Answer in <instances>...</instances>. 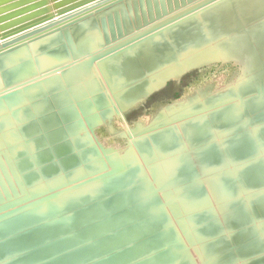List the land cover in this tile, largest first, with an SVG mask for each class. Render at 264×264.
<instances>
[{
  "label": "rangeland",
  "instance_id": "obj_1",
  "mask_svg": "<svg viewBox=\"0 0 264 264\" xmlns=\"http://www.w3.org/2000/svg\"><path fill=\"white\" fill-rule=\"evenodd\" d=\"M123 1H125V0H122L120 2H123ZM160 1L161 0H158L157 3L158 4H162V5H158L157 4V6H159L158 7L159 9L156 8V10L154 9L153 12L156 13L158 11V13L159 12L165 13V10H167L168 7H170V6H166V7L163 6L164 0L161 1L162 3ZM169 1L170 0H168V3H167V1L165 3L169 4L171 2V1L170 2ZM192 1L193 0H187L185 3H189V2H192ZM199 1H201V0H199ZM199 1H196L195 6H192L190 8H193L194 9V7L200 6L201 3L202 4L204 3V2H199ZM213 1H217V0H208L207 2H213ZM120 2H118V3H120ZM130 4H131V2H130ZM167 4H165V5H167ZM171 4L172 5H175L174 2L173 3L171 2ZM176 6H174V7L171 6V8H173L172 12L175 11V9L177 10L179 6H182V4L181 5L179 4V5H176ZM164 7L167 8V9H165ZM188 7H189V5H188ZM161 8H162V10L160 11ZM190 8L187 9V10H193V9H190ZM138 10H139V8H138ZM144 10L147 11L149 9H144ZM155 13L154 14L153 13L150 14V17H148V16L146 17L145 16L143 18V20L146 21V22L140 20L141 19L140 18V15L133 17L132 20H134L133 21L134 29H133V26L130 24V22H128L129 20H127V23H126V18H125L124 15H123L124 17L121 16L122 19H123L122 21H121V17H117V18H120V19L116 20L117 23H113V24H115L114 27L115 26H117V27H115V28H111L110 27V28L113 29V32H115L117 30L115 32L116 34H118V33H120V34L116 35L115 33L112 34V32H111V34H110V32H107L108 35L112 36L111 39H110V36L105 35V32L107 30V27L104 28L106 30L104 31V33H102L101 31H103L104 29H102V30L100 29L99 30V29L95 28L93 26V24H92V26H89V28L91 27V29H92L93 32H97V33L101 32V33H99L100 35L97 34V33H95V34L93 33L95 37L91 38V35L88 34L87 37L85 38V41H83V45H82L83 48H81V46L78 47V45L75 44V49L72 50V54L76 51L74 53V55H71V54L69 55V53L66 54V51L64 50L65 46H64V43L62 41L61 34L58 33L62 29H60V30L58 29V31L52 33V34L57 33L55 35H52V34L49 33V35H44V36H42V37H40L38 39H35L33 41H30L28 43H25L23 45H20V46H18L16 48L11 49V50H9V51H7V52H5V53H3V54L0 55V62L3 61V63L5 61H8L9 62L12 58H19V59L25 58V59H30V58H32V55L30 53V49H31V46H33V48L36 50L35 51V56H38L40 53H43V55L46 56V58H47V59H45L46 62H47V64L43 67L46 70H43L42 69V71L35 72L29 78L25 75V76H22V77H19V78H14V79L6 80L4 78V75H3V65H2V67L0 69L1 80L3 81V83L5 85L4 87L0 86V91H4V90L11 89L12 87H14V88L11 89L12 91L9 90V91H6V92H4L3 94L0 95L1 103L2 102H9V101H12V103H15V102H17L15 97H18L19 95H21L23 93L24 96L21 95V97L23 98V100L21 98L20 101L18 102L21 105H19L18 103L14 105L16 109L14 108L13 105L12 106L9 105V107L6 104L5 105L8 107V109H10V106H11V111L15 112V113H13L15 115H18V114L21 115L22 114V111H19L20 109L21 110L22 109L25 110L26 107L29 108L28 110L26 108V111H23V113L26 112L25 113V116H27V117L24 116L25 119L27 118L26 120L24 119V117L23 118H20L18 120L21 123H19L17 119H16V121L15 120L13 121V119H12V125H10V126H12V128H14L12 130H14L15 132L16 131H19L20 129H22V130L25 129L22 132V134H21V136L23 135L24 137L22 136V138H21V136L19 135L20 136V139H19L20 141L19 142H17V143H16V141L13 142L11 144V146L9 145V147L8 146L6 147V150L5 151L3 149L0 150V160H1L0 161V169H1V171L3 170V168L4 169L5 168L7 169L10 166V170L11 171H9V172H11L10 173L11 175H14L13 178H12L14 180V182H13L12 179L7 180V181H5L6 179L4 181H1V179H0V187L2 188V191H3V192L0 191V195H2V196H0V227H1L0 228V264H11V263L12 264H59L60 262L63 263L64 260H68L67 258L64 259L65 257H68L70 260L73 259V258H76L75 262L72 261L74 264H83V263L84 264H104V263L106 264V260L108 259V257L110 255H111V257H114V255H119V253H123L122 255L125 256L126 255L125 253L134 252V251H135L134 252L135 254H138V252L140 253V252H142L144 250H148V248H145V246L146 247L152 246L154 239H156L155 237L157 235L155 236V234H157L158 230L156 232L155 227L153 225L149 226V228H147L146 226L151 222L152 217H155L158 213H159V215L161 214L160 216L163 217L165 220L168 219L165 222L167 226L160 224L159 231L162 232V233L170 232V235L173 234L177 238V240H178L177 244H181L182 245V246H179V245H176V244L175 245H171V244L167 245L166 239L160 234L163 237L164 240L161 239V243L162 244L160 245V247L158 248V250L159 251L166 252L167 250H170V249H173V248H178V247H182L183 250H184V255L182 256L181 259H179V257H178L177 260H172V261L169 262V264H228L227 261H229V260L231 261V264H235V263L236 264H249V263L250 264H257L256 262L259 260L258 259L259 257H257L258 254L253 255L254 258H253V256H249V255L248 256H244V254H242L243 255L242 256L243 258L242 259L241 258L239 259L236 255H234V254H237V251H238V250H236V252H234L235 251L234 248H231L230 249L231 251L229 249H226L225 251H221L220 253H218L216 255H213L211 257H207L206 258L204 256L205 253H202L201 252V248L204 247L203 245L206 246V244H208V243L210 244V242H208V241L213 242L214 239L211 238L208 241L206 240V243L199 241V242H201V243H199L197 240H199L201 236L199 234H197V233H199L200 231H202V229H204V237H207V236H210L212 233H214V231H217L216 233H218L217 234L218 236L215 233V235L217 237V238L215 237L216 238L215 240L221 241V239H222V240L225 241L226 239H230L231 240V238H233V240H235L237 238L236 236H239V235L242 234L241 231L242 232H244L246 230L249 231V228H250V231L252 230V232H254L255 234L249 231V232H244V235H248L247 233L251 234V235H249V237H251V239L249 237L247 239V237L244 236L243 234L242 235L244 237H240L241 238L240 239L241 242H244L245 244L248 243L249 245L250 244H253V241L254 240H252V239L255 238V235H256L257 238H260V237L262 238L263 237L262 234L264 235V211H261L260 207H258L259 201L264 198V186H263L264 185V182L261 180V181H259L260 184L257 183L256 186H254L253 188L250 187V189H249L248 186H245L246 184L243 185L244 184L243 181L245 179L244 178L245 177V171L243 170V167L244 166H247V165L252 166V165H255L257 163L256 164L257 165V168H259L258 166H263L264 165V136L262 134V130H264V62L261 63V66L257 67L254 70L252 69L251 71H249L248 75H244L243 69L241 68L242 67L241 64L238 63L236 60L230 58V57L221 56V58L205 59L204 61H201V62L192 63L190 66H188L187 68H185V69L181 70L180 72L176 73L174 76H170L169 78L166 77V78L160 80L159 84H157L156 87H153L152 90L150 89V91L148 90L147 93L138 95L137 96L138 98L135 97V100L136 101L134 100V103H131L130 104V103L127 102L124 105H121V106L118 105V106H116V105L113 104V102H111V105L106 104L104 106H98L95 110L93 109L94 112H92V111L91 112L94 113V115L90 114L89 112L86 113L85 111H83V112L80 111L79 113H77L78 114V117L75 116V119L73 117L72 118L73 121L70 119L71 120V122H70L71 125H70V123L64 125L62 123V121L64 122V120H62V121L60 120L61 122H58V118L57 117H58V115L60 113L59 111H62L63 109H66V108L67 109L68 108H71L72 106H73V109H75V108L78 109L79 107H81L82 105H84L86 102H87L86 104H88L90 102L88 104V105H90L92 103L91 100L103 99L105 93L107 94L109 92V89H107L106 88L107 86H104L103 84H101V87H99V88H98L99 84H98V86H96L97 85V82L99 83V81H100V83H103L102 80H99L101 78V76H99V79H97L98 78V74H100V71L98 70L100 63H102V61L104 60V58L107 59L108 57H110V55H112L115 52H117L118 48H121V50L119 49L118 52L125 51L127 49V46H130L129 43L130 42H134V40H136L137 38H139V36L142 37L144 35L141 39L148 38L150 35H152V33L154 31L155 32L158 31V29H156V28H159V24L160 23L161 24H164L163 22H168L167 20L168 19L170 20V18L172 17V16H170V18L168 17L167 19H165V17H162V16L160 17V15L158 13H156L157 14V18H156V20H153L156 17L155 16L156 15ZM151 15H153V16H151ZM165 15H167V14H165ZM101 17H102L101 15H98V18L100 20H102V18H103V17L102 18ZM138 17H139V20L137 19ZM86 18H88V17H86ZM162 18L165 19L166 21H164ZM135 19H137V20H135ZM147 19H148V21H147ZM151 19L153 21H151ZM82 20H84V19H82ZM149 20L151 21V23H150ZM118 21L123 22V25H121L120 24L121 22H118ZM154 21H156L157 24ZM134 22H136V24H138V25H136ZM88 23H89V25L91 24L90 21ZM131 23H132V21H131ZM154 23H155V25H154ZM71 24L74 25V22L71 23ZM71 24H68V26L63 27V29L70 28V26H73ZM124 24H126V27L124 26ZM146 24L148 26L150 24V26L148 27ZM128 25H129V27H128ZM92 27H94L95 29H93ZM120 27L126 28V29L121 28V29H123L122 32H125V33L122 34V36H121V33L122 32L119 31V30H121ZM130 27H131V29H130ZM143 27H144V29H143ZM108 28H109V26H108ZM117 28H119V29H117ZM136 28H137V30H136ZM145 28H153L154 30H152V31H144ZM98 30H99V32H98ZM146 30H148V29H146ZM62 32H64V31H62ZM103 34H104V36H101ZM119 35H120V37H119ZM46 36H48V37H46ZM106 36L109 37L108 39L111 42L110 41L107 42L108 39H107ZM113 36H115V38H117V36H118L117 40L114 39V41H112ZM59 37H60V39H59ZM97 37H99V38H97ZM105 37H106V39H105ZM96 38H97V40H96ZM119 38H122V40L119 39ZM92 39L93 40L95 39L93 41V45L98 44L99 47L97 45L96 46H93V47H95V49L93 48L91 50V48H92V44H91ZM56 40H58V41H56ZM104 40H105V42H104ZM123 40H125V41H123ZM95 41L97 43H95ZM100 41L102 43H104V44H102ZM103 45H105V46H103ZM124 45H126V46L123 47ZM22 49L28 51V53L27 54L23 53L22 52ZM52 52H55V53H52ZM58 52L59 53H62L63 52V53L60 56ZM47 53H48V55H47ZM51 55L52 56L59 55V56H57V59H54V61H55L54 62L53 60H50L51 57H52ZM44 56L42 58H45ZM100 57H102L103 59H101ZM97 58H98V60H96ZM91 64H92L93 67H91ZM53 65H54V67H52ZM82 65L84 66V69L82 68ZM87 65L90 66V67H88ZM85 66H87V67H85ZM94 66L97 67L96 69L99 71L96 74L94 73V72H97L96 69H93V68H95ZM79 68H81L82 70H80V71L78 70L77 71V69H79ZM89 69H90V71L92 70V72H90ZM72 70H73V73L83 71V72H81V73L78 74L79 75L78 77H80V78H78V77L76 78L77 79L76 80L77 81L76 84L74 82L75 79L73 80V84L69 83L68 82V79H67V75L68 74H71ZM74 70H75V72H74ZM86 70L88 71V74H86L87 73ZM83 73L85 74V77H87V78L84 77V74ZM80 74H81V76L83 75L82 78H81ZM81 79H85V80L81 81ZM54 80L55 81L58 80L57 82H58V84L59 83L60 84L57 85V82H55ZM95 80H97V82ZM5 81H7V83ZM23 81L26 82V83H24ZM27 81H28V83H27ZM52 81L56 84V87L60 88V86H61L62 89L60 88V90H59L58 88H56L55 87V84H53ZM31 82H33V83H31ZM49 83L51 84V86H50ZM62 83H63V85H62ZM95 83H96V85H95ZM15 84H17V85H15ZM27 84H29V86ZM84 84H85V86H84ZM92 85H94V88H92ZM16 86H18V87H16ZM62 86L64 87L65 90L67 89L66 90L67 92L69 91L70 93H71V90L73 88L74 89H80L81 92H82V94L81 95H78L76 98H71V96H69L70 100H68L69 98H67L66 99V103H63L62 104L61 101L58 100L59 99L58 97L62 96L65 93L64 92L65 90L63 89ZM15 87L18 88V89H16ZM95 87H97V88H95ZM35 89L37 91H39V92L36 95H34V96H29V94H28L29 91L31 92L32 90H35ZM94 89H96V92L97 93L94 92L95 91ZM86 90H88V91H86ZM92 92L94 93L95 96L93 95ZM59 93H60V95H59ZM83 93H85V94L87 93L88 95H85ZM82 96H84V97H82ZM86 96H88V98ZM53 97L58 98L57 99V102H59L58 103L59 106L57 105V103L54 104V101H53L54 98ZM85 97L88 100L89 99H91V100L88 101L87 99H85L86 100L85 101L84 99H82V98H85ZM4 98H8V99L5 100ZM2 99L4 101H2ZM32 99H34V100H32ZM75 99H77V100H75ZM79 99H82L81 100L82 102L79 101V102L76 103V101H78ZM30 100H32V101H30ZM67 100H68V102H67ZM22 101L23 102L25 101L26 104H24L25 102L23 103ZM45 101H47V103ZM52 101H53V103H52ZM48 103H50V105H48ZM68 103L71 104V105L69 106ZM253 103L256 104V105H258V106L253 105ZM44 104H46L47 106H50V107L49 108L46 107L42 111V109L40 107H41V105H44ZM64 104H67V105H65V107H64ZM127 104H129V105H127ZM250 104H252L253 107H251L252 110L249 109L250 111H248L247 110V107ZM5 105H3L4 107L2 106L1 109L5 108L6 107ZM17 105H19V108H18ZM74 106H75V108H74ZM196 106H197V108H196ZM207 106H208V108H207ZM12 107H13V109L15 111L12 109ZM58 107H60V108H58ZM113 107H115V108H113ZM118 107H120V108H118ZM189 108H191V109H189ZM6 109L7 108H5L3 110H0V113L2 112L4 114L3 115L1 113L0 114V117L2 115H3L2 117H4V116H6V117L7 116H10V115H8V113L11 112V111L10 110H6ZM35 109H36V112L39 113V114L34 113ZM46 109H47V111H46ZM73 109L71 108L70 110H73ZM4 110H6V112ZM54 110L55 111L57 110L59 113L56 111V113H57V115H56V113L54 112ZM98 110H101V111H99L101 114L98 112ZM184 110H185L186 113L184 112ZM190 110H191V112H190ZM194 110H198V111H194ZM229 110L230 111H233V113H234L233 114L234 117L231 120H229V121L230 122L233 121L236 124H233L232 123L233 125H231V123L228 122V120H225V119H222L223 122H221V123L215 121V119L217 117H219L221 115V113L224 114L223 115V118L224 117L228 118L229 115H226V114H228L230 112ZM236 110H237V112H236ZM17 111H19V113ZM27 111L29 112V116H28V112ZM16 112H17V114H16ZM95 112L97 114H95ZM168 112H169V114H168ZM193 113H194V115H193ZM95 115L97 117H94ZM55 116H56L55 121H57L59 124L57 122H54L55 125L53 123H52V125L56 128V123L58 125H61L62 124V126H58L57 125V127H60V130L62 129L61 131L59 130V128H56L55 129L52 125H50V126H46L45 125L44 126L41 123L44 119H46V117L47 118L52 117L54 119ZM92 116L94 117V120L93 121H91L92 118L90 119V117H92ZM177 116H178L179 119H177ZM201 117H203V118L200 119ZM28 118H30V119H28ZM85 118H87V119H85ZM181 118L182 119L184 118V119L182 120ZM190 118L193 119V120H190L192 124L195 121L194 124H193L194 127L192 125H190L191 123L189 124L190 127H187V128H189L188 130H191V128H194L195 133H194L193 129L191 130L193 132L190 131V133H193V134L197 135L199 132L200 133L203 132L204 135L202 136V134H201L200 136H202V138H205V139L208 137L207 138L208 140L206 139V141H205V139H203V141H202V138L201 137L200 138H195V137H193V136H195L193 134H191V137H190V133L188 134V133H185L184 130H183L184 132L182 130H180L183 127H179V128L177 127V126H179L181 124H184V123L187 124L188 123L187 121ZM2 119H4V118H2ZM22 119H24V120H22ZM39 119L41 121H39ZM195 119L196 120H199L198 123H197V121ZM21 120L24 123H22ZM208 120H209V122H208ZM15 122L16 123L18 122L19 125H17ZM67 122L68 121L66 120L65 123H67ZM168 122H170V123H168ZM172 122H173V124H172ZM207 122H208L207 125H208V128L209 129L207 128V125H206ZM216 123H218V124H216ZM20 124L23 127H21ZM225 124L227 125V127L230 126V129L226 128ZM15 125H17V126H15ZM34 125H35V127H37L36 129H34L35 128V127H33ZM72 125L75 126V127L77 125V127H76L77 129L75 130L76 133L78 132L77 133V136L75 135L76 133H75L74 129H72L73 128ZM66 126L70 128V129L67 128L68 129V134H67V129H64V127L66 128ZM186 126L187 125H185L183 129H186ZM195 126H196V128H195ZM238 126H240V127H238ZM18 127H20V128H18ZM231 127H233V128H231ZM2 128H4V127H2ZM170 128H172L173 130L174 129L177 130V132H176L177 134H175V130L173 131ZM199 128H201V129H199ZM30 129H32V130H30ZM54 129H55V131H54ZM195 129H197L198 131L200 130V131L198 132ZM214 129H216V130L214 131ZM227 129H228V131H227ZM254 129H255V131H254ZM29 130H30V132L33 131V130L34 131L31 132V133H29L28 132ZM56 130H58V133H55V132H57ZM166 130H169L170 132L167 134V131ZM178 130L180 132H182V134L184 133L186 136L189 135L188 136L189 143L186 142V145H185L184 141H182L181 142V145H179L180 144L179 143V140H177L178 143L175 144L177 147L175 146L174 148H176V149H180L181 148L180 150L174 149L170 153L169 152H166L165 153L162 149H157V147L156 148L152 147V140H153L152 138H154V136H155V138H154L155 140L158 139L156 137V135H158L160 137L162 135V133H164V135H169L171 137H172V133H174L175 136H179V135H181V133ZM62 131H64L66 133V136L69 137L68 139H67V137H65V133L64 132L61 133ZM69 131H70V133L73 132L74 134L72 136H70L71 134L69 133ZM216 131H218L219 133H217ZM226 131H227V133H226ZM259 131L261 132V135H260ZM51 132L54 135L50 134ZM178 132H179V134H178ZM232 132H234V133H232ZM23 133H25L27 135H24ZM32 133H33V135H32ZM170 133H171V135H170ZM29 134H31V135L29 136ZM55 134H57V135L55 136ZM174 134H173V138L175 137ZM206 134L208 136H206ZM214 134H216V136ZM238 134L239 135L240 134L241 135H243V134L250 135L251 136V139H254V142H253V143H255V144H253V149L254 150L252 149V152L249 151L251 154L247 150H244V152H242V155L240 157L234 159V160H233L232 156L229 153L227 155L225 154L224 155V157H225L224 160H226V161H224V164H226L227 161H228V163L226 164L227 167L225 166L224 168L221 167V168H217V169L210 168V169H207L206 172H205V169H203V171H202L203 173L201 172V170H190L189 172L191 174H192L193 171L194 172L196 171V172H195V174L193 172V175H191L189 173L188 179H189V177H192V176H196V178L197 177L198 178L196 179V178L192 177L189 180H187V176H186L185 181L182 178L185 183H183L182 180H180L181 178L178 179L179 180V183L181 182L180 184L178 182L177 183L176 182L173 183V180L172 181L171 180L169 181V178L167 179L168 176H166V177L164 176V175H167V174H165V171L163 169L164 168L166 169V165L169 164V162H171L173 159H176V158L179 159L181 157L183 158V156L186 157L189 154L191 155L193 151H194L193 152L194 154H195V151H196V154L197 155L200 154V153H202V154L208 153V151H205V150H207L208 147L206 149H204V146L205 147L206 146H210L211 144H213L215 142L216 143H220V142L221 143H224V142L227 141L226 139H228L232 135H234L233 137H237V136H239ZM254 134L256 135V137H255ZM0 135L3 136V132H0ZM164 135H162V136H164ZM219 135H221V136H219ZM26 136H28V138ZM47 136L50 139L51 138L52 139L51 140L48 139ZM57 136H58V139H60V140L57 139ZM63 136L65 137L66 140L64 139ZM209 136H210V138L211 137L212 138L210 139ZM75 137H77V139L78 138H81L82 139V137H83L84 138L83 140H85V141L82 142L81 139H78L77 140ZM160 138H164V137H160ZM190 138L191 139L194 138L195 141L194 140H190ZM73 139L74 140H77V141H73ZM197 139H199V140L197 141ZM55 140L57 141V142H55L57 144L54 143ZM70 140H72V141H70ZM17 141H18V139H17ZM52 141H53V143H52ZM66 141H69L70 146H68L69 143H67ZM79 141L82 142V145H81V142H79ZM165 141L166 140L164 139L163 142H165ZM192 141H194V144L195 145L196 144H198V145L195 146L194 144H192L193 143ZM196 141L199 142V143H196ZM27 142H28V144H27ZM30 142H31L32 145H30ZM73 142H77V143L75 144ZM84 142H88V143L85 144ZM260 142L263 145L260 144ZM66 143L68 145L61 146L62 144H66ZM187 143L189 145H187ZM74 144H75V146H73ZM19 145L21 146V148L19 147ZM76 145H79V146H76ZM132 145H134V146H132ZM142 145H143V147H142ZM1 146H4V145H1ZM56 146H58V147H56ZM59 146H60V149H61V147H65V148H63L64 150H62V149L61 150L60 149H56V148H59ZM71 146H72V149L74 147L73 151L71 149ZM87 146L90 147V148H88ZM181 146H183V147H181ZM75 147H78V148L80 147V148L77 149ZM129 147H131V148H129ZM141 147H142V149H141ZM15 148H18V149H15ZM87 148L89 150L90 149H93V150H91L90 152H88V149ZM137 148H139V149H137ZM8 149L9 150L11 149V151H12L11 153H13L12 155H11V153L9 154V152H8L9 150ZM50 149H51V151L54 152L55 155L54 154H51L53 152H51ZM75 149L78 150V151H76ZM82 149H83V153L86 152V151L87 152H86V154L84 153L86 156L85 157H82L80 159L79 156H81L83 154L81 152ZM84 149H86V150H84ZM94 149H96V151ZM255 149H256V151H255ZM20 150H21V152H20ZM55 150L56 151L58 150V155H57V152ZM137 150L139 152H137ZM164 150H166V149H164ZM175 150H176V152L179 151L178 153L180 154V156L181 155H183V156L179 157L178 156L179 155L178 153H176V154L174 153L173 154V152ZM183 150L184 151L187 150L188 153H183L182 152ZM71 151H72V153H70ZM97 151H99V152H97ZM197 151H198V153H197ZM4 152H6L7 154H5ZM68 152L70 154H68ZM93 152H94V154H93ZM159 152H160L161 155L159 154ZM245 152H248V154H246ZM23 153L25 155H23ZM48 153H50V154L47 157ZM64 153H65V155H64ZM88 153H91V154H89L87 156ZM3 154L6 155L5 157H7L8 155L11 156V157L10 156L7 157L8 159L6 158L8 160V162L5 159V157H4ZM75 154L76 155L78 154L79 156L77 155L78 156L77 157ZM165 154H167V155H165ZM19 155H21L22 157H20ZM56 155L58 157H55ZM71 155H73V156H71ZM90 155L91 156L94 155L92 157H93V159H96V160H91V161L89 160L88 162H90V163H88L87 160L90 159V158L92 159V157L87 158ZM153 155H154V157H152ZM74 156H76L77 158H74ZM175 156H178V157H175ZM29 157H31V158L29 159ZM32 157H33V159H32ZM97 157H98V159H97ZM145 157H148V158H145ZM252 157H253V159H251ZM50 158L51 159L54 158V159H52V161H51ZM64 158H68V159L70 158V159L68 161L67 159H64ZM73 158H74V160L76 159L75 162L78 161V163L76 162L77 163V166L76 167H75L76 163L74 162V160H71ZM84 158H87V159H85L86 162H85ZM23 159L25 160L26 163L23 162L24 161ZM28 159H29V164H31V161H32V165H29L28 164V161H27ZM129 159L131 160V162H129L130 161ZM183 159H181V160H183ZM4 160H5V162H4ZM9 160L11 162L10 164L13 167H11V165L9 164ZM70 160H71V162L73 161L74 164H72L73 162L70 164ZM188 160L189 161H192L193 160V162L196 163V159H192V160L191 159H188ZM229 160H230V162H229ZM20 161L24 165V168L23 169L25 171L23 169H19V168H22L23 167V165L21 163H18ZM58 161H59V164L61 166L58 164ZM83 161H84V163H82ZM96 161H98L100 163V166H97L99 163L98 162L96 163ZM120 161H123V162H120ZM241 161H242V163H241ZM6 162L8 163L9 166L8 165H3L4 163L7 164ZM16 162L19 164L18 166H17V163ZM43 162L46 165L45 164L43 165ZM63 162H64V164H62ZM65 162H68L70 164L69 165L67 163L69 165L68 166V169L66 167L67 165H65L66 164ZM107 162L109 164H107ZM189 163L191 164V162H189ZM25 164H28V166L26 165L27 168H29L31 166L30 167L31 169L30 168L27 169L25 167ZM39 164H41V165H39ZM55 164H56V167H55ZM91 164L92 165L95 164L93 166H97V167L92 168V169H94V170H92L91 169V167H92ZM36 165H38L39 167L36 166ZM63 165H64V167H63ZM86 166H88L90 168H88ZM191 166H193V165L191 164ZM196 166H197L198 169H200L199 164L198 165L196 164ZM196 166L194 164V167L193 168L195 169ZM47 167H49V168H47ZM54 167H55V169H54ZM69 167H71V168H69ZM84 167H86L87 170L86 169H83ZM122 167H124V168H122ZM41 168L42 169L45 168V169H49V170L48 171L45 170V172H44L43 171L44 169L42 170ZM56 168H58V169H56ZM61 168H63V170ZM64 168H66V170L68 171L67 174L65 173V171H64L65 169ZM75 168L79 169L78 172H76V173H75V170L77 171V169H75ZM161 168H162V170H161ZM12 170H13L14 173H12ZM19 170H20V172H19ZM21 170H23L25 173L23 171H21ZM27 170H30V171H27ZM59 170H61V171H59ZM135 170L136 171L137 170H142V174H141V172L138 171L139 172L138 174L140 175L139 177L141 178V180L139 179V177L137 175V178L140 181L137 180V178H134L136 181L134 179H132L133 181L132 182H128L129 183L128 184L127 183L128 179H127V181H125L126 179L124 180L123 178H125L127 176L126 175L127 173H132ZM155 170H157L156 173H155ZM215 170H216V172H215ZM3 171H7V170H3ZM197 171L200 172V173H197ZM207 171H209L210 173L207 172ZM262 171H264V169ZM32 172H34V173H32ZM46 172H47V174H46ZM54 172L56 173L55 175H54ZM30 173L31 174H35V176H37V177L39 176L38 177L39 179L37 178L38 179V182L36 180H34V179H36V177L34 178V176L31 175ZM49 173H51V174H49ZM59 173L61 174L60 176H59ZM15 174H17V177H18V178H16V180L14 179L16 177ZM44 174H45V176H44ZM70 174H74V176L73 175H70ZM136 174H137V172H136ZM143 174L146 175V176H144ZM28 175H29V177H31V179H32V176H33V179L30 180L29 177H27ZM46 175H48V176L51 175V176L50 177L47 176L48 177L47 178ZM67 175H69L71 177H68ZM89 175H91L92 177L89 176ZM141 175H143V176H141ZM231 175H232V177H231ZM55 176H58V178L60 177V179H58V181H60V182L57 181V177H55ZM63 176H64V178H66L65 180H63L64 178L61 179V177H63ZM212 176H214V177H212ZM23 177H25L26 179H24ZM45 177L47 179H45ZM209 177H210V179H209ZM221 177L222 178L227 177L229 180H231V182H233L232 184H234V188L237 187V188L234 189L233 193L228 194V195H225L223 193H226L227 190H224L219 195L218 194L219 191H216L215 190L217 192V194H216L213 190H211L213 188L209 189L210 188V183L212 182V180L214 181L215 179L221 178ZM238 177H240V178H238ZM52 178H55V180L57 182H51L50 183V181H55ZM184 178H185V176H184ZM193 178L195 179V181H194ZM48 179H50V181ZM144 180H146V182ZM209 180H210V182H209ZM40 181H42V182H40ZM206 181L209 183L208 186H207V182ZM7 182H9V183L11 182L10 183V187H9V184ZM19 182H21L19 184L20 186L18 185ZM39 182L41 183V186H40V183ZM139 182H140V184H139ZM152 182H153V184H152ZM194 182H195V184H194ZM14 183H17L16 184V185H18V186H16L17 188H14L15 187V185H13ZM32 183L35 185L34 186L35 187L34 189L32 188L33 187V184ZM49 183H50V186H49ZM121 183H123V184H121ZM192 183H193V185H192ZM200 183H203V184H200ZM245 183H246V181H245ZM43 184H45V185L48 184V185H46V186L44 185V187H43ZM56 184H57V186H56ZM115 184H117V185H115ZM174 184H177V185L175 186ZM103 185H106V186H103ZM109 185L111 187H114L115 186L113 192H112V189L113 188H111ZM118 185L120 186V189H123V190L120 191V189L116 188ZM196 185H199V186H196ZM29 186H31L30 187L31 189L28 188ZM39 186H40V189H39ZM96 186L97 187L101 186V188H103V190H104V194H101V193H103V190L100 189V187L97 188ZM48 187H49V189H48ZM92 187H93V189H92ZM181 187L182 188L185 187V188L182 189ZM191 187H199V188L201 187V189L203 188L204 192L202 194H204V196H206V197H204L202 199V201L198 202L200 204H197V203L195 204L194 203V204L191 205V203H190V204H188L186 206V207L190 206L191 209L188 208L187 210H185V208L182 209V207L181 208H178L177 210L182 209V211H183L182 214H180L181 213V210L178 213H174L173 210L171 211L170 204H172V203H170V201L171 202H174V200H177L178 201V199L180 198L179 196L184 195L182 193H185V192H187V190L192 189ZM1 188H0V190H1ZM42 188H44V189H42ZM94 188L96 189V191L98 190V192H99V190H101L102 192L101 191L99 192V194H101V195H97L98 193H96L95 191H93V190H95ZM108 188H109L110 191L108 190ZM25 189H27V190H25ZM90 189H91V191H89ZM117 190H118V192H116L117 195H114V192L117 191ZM179 190H181V191L179 192ZM259 190H261L262 192L261 191L258 192ZM86 191H89V194H88V192L86 193ZM246 191H249V192L246 193ZM1 192H2V194H1ZM84 192L86 194V199H84L85 198V194H83ZM108 192H111L112 195L109 196V193ZM239 192L242 193V194H240ZM24 193H26V194H24ZM78 193L80 195H78ZM87 194L89 196V199H88ZM91 194H93V195L96 194V195H94L92 197ZM173 194L175 196H173ZM13 195H14V198H13ZM3 196H4L5 199L3 198ZM69 196H71V197H69ZM78 197H80V198L82 197L81 198L82 200L79 199ZM95 197H96L97 200L95 199ZM76 198H77V200L79 199L78 200V202H80L79 203V206H78V203L76 202L77 200H75ZM129 198H130V200H129ZM153 198L154 199L156 198V203H158V200H160L159 202H161V203H158V205L160 206V208H158V206H157L158 211L156 210L157 214H155V215H152V213L150 212V209H149L150 205H152V203H153ZM233 198H235V199H233ZM240 198H242V199H240ZM124 199H125V201H124ZM126 199H127V202H126ZM73 200H74V202H73ZM93 200H95V201H93ZM148 200L149 201L152 200V203L150 205L146 206L149 203ZM69 201H72L73 203H71ZM123 201H124V203H123ZM67 202L69 203V206H68V203ZM87 202H89V203L87 204ZM117 202H119V204ZM64 203H66V204H64ZM93 203H94V205H93ZM243 203H245V205ZM58 204L60 206H57ZM70 204H73V205L71 206ZM113 204H115V207H113L114 206ZM128 204L131 205V206H128ZM173 204L177 205V202L175 201ZM47 205H49L50 207H48ZM54 205L57 206V209L55 208ZM74 205H75V207H74ZM83 205H85V206H83ZM108 205H109V207H108ZM117 205H118V209H117ZM237 205L238 206L241 205V206L238 207ZM250 205H252V207ZM80 206H82V208ZM72 207H74V208H72ZM100 207H103V209H102L103 211L100 209ZM121 207H122L123 210L120 209ZM75 208H77L78 210L75 209ZM114 208H116V209H114ZM47 209H49V211ZM124 209H125V211H124ZM251 209H252V211H251ZM255 209H257V211ZM137 210H142L143 212H137ZM242 210H244L243 212L246 211L245 213L247 214V216L245 217V223L242 224V225L238 224L236 227H230V226L228 227L227 226L228 224L225 223V221L228 219V217H231L233 214H235V213H237L239 211H242ZM72 211H74L75 213L72 212ZM111 211H112V213H111ZM68 212H70V213L68 214ZM76 212H77V214H76ZM82 213H84V214H82ZM103 213H105V214H103ZM106 213H109V214H106ZM121 213H122V215H121ZM88 214H89V218H87L88 217L87 216ZM119 214H120V217H119ZM162 214L165 215V216H163ZM83 215L85 217H83ZM100 215H102V217ZM78 216H80V217H78ZM98 216H100V217H98ZM116 216H117V218H116ZM128 216H129V218H128ZM166 216H167V218H166ZM197 216H199V218L201 217V219L202 218L203 219L202 220L201 219L199 220ZM258 216H260V217H258ZM125 217L127 218V220H126ZM195 217H196V219H198V222L197 223H193V221H192V220L195 219ZM256 218L258 219V221H257ZM84 219L87 220V221H89V222L85 221ZM113 219H116L117 221L115 222V220H113ZM70 220H72V221H70ZM109 220H111V221H109ZM121 220L123 221V223L121 222ZM125 220L126 221H129V220L131 221L132 220L131 223H130V221H129V223H130V225L133 224V225H131L133 227H130L128 225L129 223H127ZM83 221L86 222L85 225H84V223L81 224V222H83ZM143 221L145 223H143ZM167 221H168V223H167ZM190 221H191V223H190ZM70 222L72 224H73V222H76L77 224L74 223L72 225ZM69 223L72 226L69 225ZM90 223L92 225H90ZM135 223H136V225H135ZM138 223H141V224H138ZM200 223H201V225H200ZM12 224H14V225H12ZM58 224H61V226L60 225L58 226ZM95 224H99V226L98 225H95ZM125 224H127L128 226H126ZM225 224H226V227H225ZM6 225L8 227L11 226V228H10L11 231H9V230L6 229L7 228ZM64 225H65V227H64ZM100 225H103V226H100ZM105 225L108 226V230H106L107 227H105ZM113 225L115 227H113ZM139 225L141 226V228H140ZM202 225L203 226L205 225V227H203ZM2 226H6V227H2ZM14 226L17 227V228L15 229ZM66 226H67V228L71 226L69 228L70 231L66 228ZM86 226H89V227H86ZM109 226H110V228H112V230L109 228ZM116 226L117 227H120V229L124 228V232L122 231L123 229L122 230H119L118 228H116ZM76 227H78V229H76ZM115 228H116V230H115ZM133 229H135V230H133ZM236 229H237V231H236ZM55 230L58 233H61L62 235L61 234L58 235ZM66 230H68V231H66ZM72 230H73V232H72ZM113 230H115L118 233L117 234L114 233L115 231H113ZM129 230H131V231L130 232H127ZM152 230H154V235H153V231ZM60 231H62V232H60ZM75 231H76V235H74ZM78 231H79V233H77ZM96 231H97V233H96ZM120 231H121V233H120ZM148 231L150 232V235H148L149 234ZM49 232H51L52 234L49 233ZM67 232H69V234L72 233V234H70V237H69V234ZM238 232H240V233H238ZM40 233L43 235L42 243L39 241L38 244L36 242V243H33V245L32 244L31 245L30 244L29 245L26 244V246H24V243L25 242L23 243L22 239L25 238V240L28 241V240H30V237L31 236H32L31 238H35L36 236L40 235ZM63 233H65V234H63ZM86 233H88L87 234L88 237H87ZM94 233H96V234H94ZM98 233H99V235L101 233H103L102 235H100L103 238H101L100 236H97ZM110 233H112V234L114 233V234L112 235ZM128 233H129V235H128ZM138 233H141V236L138 237V235H140ZM55 234H57V235H55ZM60 235L63 237V239H61L62 237H60ZM67 235H68V237H67ZM93 235H95L96 237L95 236L93 237ZM122 235L125 236V239H124V243L122 245H120L121 246L120 247L119 245H116V244H118V241H119L120 237L123 238ZM44 236H45V238H44ZM53 236H54V238H51ZM79 236L81 237V240H78L80 238ZM10 237H11L13 243H11V240L9 241L10 243L7 242V240ZM48 237H50V239ZM76 237H78V238H76ZM152 237H153V240H152ZM87 238L89 240L92 238L93 239V242L92 241H88ZM94 238L95 239L97 238L98 241L95 240ZM128 238H129L130 243L128 241ZM133 238H136L135 241H137V239L139 238L138 241H137L139 244H137V242L135 243ZM245 238L247 239L246 242H245ZM18 239L20 241H18ZM76 239H77V241H76ZM86 239L90 243H86L87 242ZM114 239H116L115 242H114ZM131 239H133V241ZM149 239L151 241H149ZM82 240L84 241L83 244H82V242H83ZM94 240L96 241V243H94L95 242ZM125 240L128 243H125ZM242 240H244V241H242ZM251 240H252V242H250ZM68 241H70L71 244H69V247L66 246V248L67 249L70 248L69 249L70 251L68 250L70 252V255H69V252L66 251L67 250L66 248L65 249H62L61 248V246L63 244H65L66 242L68 243ZM79 241H80V243H79ZM131 241L134 242L135 244H132ZM196 241H197V243H196ZM48 242L50 243L49 245H48ZM73 242L75 244V245L73 244V248L74 249L72 248V243ZM76 242H77V244H76ZM150 243H152V244L150 245ZM35 244H37V245H35ZM84 244H87V245L84 246ZM136 244H137V246H135ZM38 245H40V246H38ZM54 245L56 247L58 246L57 248H59V249L57 250V248ZM70 245H71V247H70ZM77 245L79 246V249H78ZM105 245H106V247H105ZM126 245H128L126 247L128 249L125 248ZM148 245H150V246H148ZM52 246H54V248ZM108 246H109V248H108ZM130 246H131V248H129ZM250 246H252V245H250ZM11 247H13V248H11ZM42 247H44V248H42ZM62 247H65V246L63 245ZM40 248L42 249V251H40ZM114 248H115V250H113ZM123 248H125L126 250L123 249ZM48 249L51 250V252ZM52 249L53 250H56L55 252H56V255L58 253V255H57L58 257L56 255H54L55 254L54 252H53L54 254L52 253V251H53ZM71 249H73L72 251L74 253L71 251ZM88 249H90V250H88ZM109 249H110L111 252L113 250V252L111 253L109 251ZM197 249H199L200 251L197 250ZM102 250H103V252H102ZM120 250H122V251H120ZM44 251H46V253ZM64 251H66V252H64ZM41 252L44 253V255H45V256L43 255L44 260H39L38 259V257L42 254ZM48 252H50V255H51V253L53 254V256L51 255L52 258H51V256L49 255ZM60 252L61 253L64 252V254L66 253V255L65 256H64V254L61 255ZM77 252H78V254H77ZM99 252H101V253L98 254ZM104 252L105 253L107 252V253L105 254ZM164 252H157L156 253L153 250V252L149 253L146 256V259H153L156 255H159V254L164 253ZM90 253L92 255L93 254L94 255L92 256ZM261 254L263 255L262 259L260 258V261L262 262L264 260V254L263 253H261ZM98 255H100V257L102 256L101 259H99V260H97L98 259L97 257H99ZM232 256L233 257L236 256V258H238V259L236 260L235 257H234L235 260L234 259H230V258H233ZM35 257H36V259H32V258H35ZM85 257H88V258H85ZM94 257H96V258H94ZM203 257H204V259H202ZM81 258L82 259L84 258V260L82 261ZM226 258H227V260H226ZM77 259H80V261L77 260ZM200 259H202V260H200ZM94 260H97V261L95 262ZM222 260L223 261L225 260V261L223 262ZM140 261H143V259L140 260ZM220 261H221V263H220ZM67 262L68 261H65L64 263H67ZM71 263H69V264H71ZM138 263H140V262H138ZM163 264H166V263H163Z\"/></svg>",
  "mask_w": 264,
  "mask_h": 264
},
{
  "label": "bare ground",
  "instance_id": "obj_2",
  "mask_svg": "<svg viewBox=\"0 0 264 264\" xmlns=\"http://www.w3.org/2000/svg\"><path fill=\"white\" fill-rule=\"evenodd\" d=\"M47 1H49V0H47ZM100 1H102V0H94L93 2H91L90 4H92V3H96V2H100ZM122 1V0H121ZM162 1V0H161ZM160 1V2H161ZM167 1V3H168V0H164V4H163V6H170V7H168V9L167 8H165V9H167V10H165V13H163V12H159L158 13V11L156 12V13H158L159 15H160V17L162 16V17H165V19H167L168 17L170 18V16H172L171 18H170V20L168 19L167 21L168 22H163L164 24H159V28H156V29H158V31L157 32H153L152 33V35H150L148 38H145V39H141L142 37H140L139 36V38H135L136 40H134V42H130L129 43V45L130 46H127V49L125 50V51H122V52H118V50L120 49L121 50V48H118V50H117V52H115L114 54H112V55H110V57H108L107 59L106 58H104V60L102 61V63H100V65H99V71H100V74H98V78L97 79H99V76H101V78L99 79V80H102V82L103 83H100V81H99V83L97 82V80H95L96 82H97V85H96V83H95V85L96 86H98V84H99V86H98V88L99 87H101V84H103L104 86H107L106 88L107 89H109V92L106 94L105 93V95H104V97H103V99H95V100H91V99H89V100H91L92 101V103L90 104V105H88V104H84V105H82L81 107H79L78 109H76L75 108V106H74V108L76 109H73V106L71 107L73 110H70L71 108H66V109H63L62 111H57L58 113H59V115H58V122H61L62 120H64V122L62 121V123L65 125V124H69L70 122H71V120H72V118L74 117V119H75V116L76 117H78V114L77 113H79L80 111L81 112H83V111H85L86 113H90V114H92V115H94V113H92V112H94L93 111V109L95 110L98 106H104V105H106V104H108V105H111V102H113V104L114 105H116V106H121V105H124L125 103H134V100H135V97H137L138 95H141V94H145V93H147V91L149 90L150 91V89L152 90V88L153 87H156L157 86V84H159V82H160V80H162V79H164V78H166V77H170V76H174L176 73H178V72H180L181 70H183V69H185V68H187L188 66H190L192 63H197V62H201V61H204L205 59H210V58H221V56H225V57H230V58H232V59H234V60H236L238 63H240L241 64V68L243 69V73H244V75H248V73H249V71H251L252 69L254 70V69H256L257 67H259V66H261V63H263L264 62V0H217V1H213V2H207L208 0H201V1H199V0H193L192 2H189V3H185L187 0H170L172 3L174 2V4L175 5H172L171 4V2L169 3V4H167V3H165ZM196 1H199V2H204L203 4L201 3V5L200 6H197V7H194V9L193 8H190V7H192V6H195V4H196ZM33 2H35V0H30V1H27L25 4H23V5H20V6H18V7H15V8H13V9H16V8H19V7H23V6H25V5H29V4H31V3H33ZM120 2V1H119ZM130 2H131V4H130ZM158 2V0H125V1H123V2H120V3H118V2H114V3H112V4H109V5H107V6H104V7H102V8H100L99 10H96V11H93V12H90V13H88V14H86V15H84L83 17H81L79 20H77L76 22L75 21H73L74 22V25L73 24H71V23H73V22H71V23H68V24H71V25H73V26H70V28H66V29H63V27H66V26H68V24H66V25H64V26H62V27H60V28H58L59 30L60 29H62V30H60L58 33H60L61 34V37H62V41H63V43H64V46H65V48H64V50L66 51V54H68L69 53V55L71 54V55H74V53L76 52H74L73 54H72V50L73 49H75V44H77L78 45V47H80L81 46V48H83V41H85V38L87 37V35L89 34V35H91V38H93V37H95L94 36V34L95 33H97V32H93L92 31V29H91V27L89 28V26H92V24H93V26L95 27V28H97V29H104V28H106L107 27V30L106 29H104L103 31H101L102 33H104V31L106 30V32H105V35H107V36H110V35H108V33L107 32H110V34H111V32H112V34L113 33H115V32H113V29H111V28H115V27H117V26H115L114 27V25L115 24H113V23H117V21L116 20H118V19H120V18H117V17H124L125 16V18H126V23H127V20H129L128 22H130V24L133 26V21L134 20H132V18L133 17H135V16H139L140 15V20H142V21H144L143 20V18L146 16H148V17H150V14H154L155 12H153V10L155 9L156 10V8H158L159 6H157V3ZM162 3V2H161ZM6 4V3H5ZM4 3L3 4H0V7H2V6H4L5 5ZM165 4H167V5H165ZM171 4V5H170ZM181 5L182 4V6H179L178 7V9L176 10L175 9V11H173L172 12V10H173V8H171V6H176V5ZM48 5V7H49V11H48V13H50V15H51V17L50 18H48V19H46V20H44V21H41V22H39V23H37L36 25H34V26H28V27H25V28H23V29H20V30H18L17 32H15L14 34H12L11 36H7V37H1V35H0V45L2 44V43H4V42H6V41H8L9 39H11V38H15L16 36H20V35H23V34H25V33H27V32H29V31H32V30H34V29H37V28H39V27H41V26H43V25H45L47 22H51V21H55V20H57V19H59V17H61V16H63V15H65L66 13H63V12H61V13H59V12H57V10L51 5V3H49V4H47ZM88 5V4H87ZM87 5H85V6H87ZM149 5V6H148ZM158 5H162V4H158ZM188 5H189V7H188ZM120 6V7H119ZM157 6V7H156ZM161 7V6H160ZM177 7V6H176ZM138 8H139V10H138ZM193 9V10H187V9ZM36 9H38V8H34V9H31L30 11H28V12H32V11H34V10H36ZM144 9H149V10H144ZM159 9V8H158ZM8 10L9 9H6V10H4L3 12H1L0 14H4V13H7L8 12ZM162 10V8L160 9V11ZM152 11V12H151ZM27 12V13H28ZM63 13V14H62ZM68 13H70V12H68ZM155 13V14H156ZM165 14H167V15H165ZM98 15H101L102 17V20H100L99 18H98ZM124 15V16H123ZM177 15V16H176ZM142 16V17H141ZM151 16H153V15H151ZM156 17H155V19H153V20H156V18H157V14L155 15ZM86 17H88V18H86ZM122 17H121V21L123 20L122 19ZM124 18V19H125ZM260 18V19H259ZM82 19H84V20H82ZM138 20H139V17L137 18ZM137 19H135V20H137ZM149 19V18H148ZM148 19H147V21H148ZM151 19V21H153ZM163 19V18H162ZM165 19H163L164 21H166ZM162 20V21H163ZM91 22V24L89 25V23L88 22ZM121 21H118V22H121ZM131 21H132V23H131ZM150 21V20H149ZM151 21H150V23H151ZM138 22V21H137ZM144 22H146V21H144ZM155 23H156V21H154ZM159 22V21H158ZM76 23V24H75ZM87 23V24H86ZM135 24H136V22H134ZM143 23V22H142ZM149 23V22H148ZM155 23H154V25H155ZM121 25H123V22H121L120 23ZM129 24V25H130ZM141 24V23H140ZM139 24V25H140ZM157 24V23H156ZM118 25V24H117ZM120 25V26H121ZM129 25H128V27H129ZM136 25H138V24H136ZM142 25V24H141ZM147 25V24H146ZM153 25V24H152ZM151 25V26H152ZM105 26V27H104ZM108 26H109V28H108ZM124 26L126 27V24H124ZM148 26V25H147ZM146 26V27H147ZM149 26H150V24H149ZM148 26V27H149ZM94 27H92L93 29H95ZM111 27V28H110ZM119 27V26H118ZM145 27V26H144ZM144 27H143V29H144ZM121 28H123V29H126V28H124V27H120V29ZM58 29H55V30H53V31H51V32H49L50 34H52V33H54V32H56V31H58ZM117 29H119V28H117ZM123 29H121V30H119L120 32H122L123 31ZM128 29V28H127ZM130 29H131V27H130ZM133 29H134V26H133ZM142 29V30H143ZM146 29H148V30H146ZM99 30H98V32H99ZM115 30V29H114ZM136 30H137V28H136ZM152 30H154L153 28H145V30L144 31H152ZM62 31H64V32H62ZM95 31V30H94ZM125 31V30H124ZM128 31V30H127ZM101 32H99V33H101ZM136 32V31H135ZM49 33H47V34H45V35H49ZM94 33V34H93ZM99 33H97V34H99ZM123 33H125V32H122L121 33V36H122V34ZM55 34H57V33H55ZM55 34H52V35H55ZM116 34V33H115ZM118 34H120V33H118ZM118 34H116V35H118ZM100 35V34H99ZM44 36V35H43ZM101 36H104V34L103 35H101ZM106 36V37H107ZM124 36V35H123ZM126 36V35H125ZM128 36V35H127ZM40 37H42V36H40ZM40 37H38V38H40ZM46 37H48V36H46ZM106 37H105V39H106ZM111 37L112 36H110V39H111ZM119 37H120V35H119ZM38 38H36V39H38ZM97 38H99V37H97ZM97 38H96V40H97ZM109 37H107V39H108ZM117 38H118V36H117ZM117 38H115V36H113V38H112V41H114V39H116L117 40ZM124 38V37H123ZM54 39V38H53ZM59 39H60V37H59ZM101 39V38H100ZM119 39H121L122 40V38H119ZM141 39V40H140ZM35 40V39H34ZM55 40V39H54ZM95 40V39H94ZM93 39H92V41H91V44H92V48H91V50L94 48L95 49V47H93V46H98L99 47V45L98 44H95V43H97L96 41H95V45H93V41H94ZM31 41H33V40H31ZM56 41H58V40H56ZM60 41V40H59ZM99 41V40H98ZM108 41H110L109 39L107 40V42ZM123 41H125V40H123ZM132 41V40H131ZM28 42H30V41H28ZM28 42H24V43H22V44H18V45H16V46H13V47H11V48H9V49H6V50H1L0 51V55L1 54H3V53H5V52H7V51H9V50H11V49H14V48H16V47H18V46H20V45H23V44H25V43H28ZM101 42V41H100ZM104 42H105V40H104ZM106 42V43H107ZM111 42V41H110ZM109 42V43H110ZM122 42V41H121ZM102 43V42H101ZM100 44V43H99ZM102 44H104V43H102ZM40 46V45H39ZM91 46V45H90ZM102 46V45H101ZM103 46H105V45H103ZM126 45H124L123 47H125ZM63 48V47H62ZM35 49L33 48V46H31V49H30V53H31V55H32V58H30V59H25V58H21V59H19V58H12L9 62L8 61H5L4 63H3V61L2 62H0V69H1V67H2V65H3V75H4V78L6 79V80H10V79H14V78H19V77H22V76H27L28 78L29 77H31L35 72H39V71H42V69L43 70H46V69H44L43 67L47 64V62H46V60L45 59H47L46 58V56H44L43 55V53H40L38 56H35ZM45 51V50H44ZM22 52L23 53H25V54H27L28 53V51H26V50H24V49H22ZM89 52V51H88ZM52 53H55V52H52ZM59 53V52H58ZM63 53V52H62ZM62 53H59V55L61 56L62 55ZM15 54V53H14ZM13 54V55H14ZM50 54V53H49ZM47 55H48V53H47ZM54 55V54H53ZM56 55V54H55ZM59 55H57V56H59ZM68 55V56H69ZM45 57V58H42V57ZM52 56V55H51ZM57 56H52L51 57V59L50 60H53L54 61V59H57ZM76 56V55H75ZM107 56V55H106ZM74 57V56H73ZM71 58V57H70ZM101 59H103L102 57H100ZM99 58V59H100ZM49 59V58H48ZM96 60H98V58L96 59ZM52 61V62H53ZM55 62V61H54ZM91 62V61H90ZM94 63V62H93ZM95 64V63H94ZM90 65V64H89ZM88 66V65H87ZM87 66H85V67H87ZM52 67H54V65L52 66ZM88 67H90V66H88ZM91 67H93L92 66V64H91ZM95 67V66H94ZM82 68L84 69V66L82 65ZM97 67H95V68H93V69H96ZM76 69V68H75ZM86 69V68H85ZM91 69V68H90ZM90 69H89V71H90ZM80 71V70H82L81 68H79V69H77V71ZM88 70V69H87ZM86 70V71H87ZM97 69H96V71L97 72H94L95 74L96 73H98L99 71H98ZM85 71V72H86ZM74 72H75V70H74ZM81 72H83V71H81ZM81 72H75V73H73V70H72V72H71V74H68L67 75V79H68V82L69 83H71V84H73V80L75 79V84L77 83V77L79 76L78 74L79 73H81ZM90 72H92V70L90 71ZM89 72V73H90ZM84 74V73H83ZM86 74H88V71H87V73ZM94 74V75H95ZM80 76H81V74H80ZM83 76V75H82ZM82 76H81V78H82ZM90 76V75H89ZM84 77H85V74H84ZM35 78V77H34ZM78 78H80V77H78ZM85 78H87V77H85ZM89 78V77H88ZM36 79V78H35ZM34 79V80H35ZM91 79V78H90ZM93 79V78H92ZM96 79V78H95ZM29 80V79H28ZM31 80V79H30ZM33 80V79H32ZM79 80V79H78ZM83 80H85V79H81V81H83ZM88 80V79H87ZM55 81V80H54ZM58 80H56L55 82H57ZM61 81V80H60ZM94 81V82H95ZM6 83H7V81H5ZM24 82V81H23ZM22 82V83H23ZM37 82V81H36ZM53 82V81H52ZM21 83V84H22ZM24 83H26V82H24ZM23 83V84H24ZM27 83H28V81H27ZM31 83H33V82H31ZM51 83V82H50ZM49 83V84H50ZM48 84V83H47ZM52 84V83H51ZM51 84H50V86H51ZM53 84H55L54 82H53ZM60 84V83H59ZM58 84V82H57V85H59ZM86 84V83H85ZM85 84H84V86H85ZM90 84V83H89ZM15 85H17V84H15ZM28 86H29V84H27ZM62 85H63V83H62ZM70 85V84H69ZM0 86H2V87H4L5 85H4V83H3V81L1 80V74H0ZM14 86V85H13ZM23 86V85H22ZM21 86V87H22ZM47 86V85H46ZM49 86V85H48ZM83 86V87H84ZM16 87H18V86H16ZM15 87V88H16ZM54 87V86H53ZM55 87H56V84H55ZM54 87V88H55ZM63 87V86H62ZM70 87V86H69ZM82 87V86H81ZM90 87V86H89ZM12 88H14V87H12ZM11 88V89H12ZM47 88V87H46ZM56 88H58V87H56ZM60 88H61V86H60ZM60 88H58L59 90H60ZM86 88V87H85ZM91 88V87H90ZM92 88H94V85H92ZM95 88H97V87H95ZM11 89H7V90H4V91H0V95L1 94H3L4 92H6V91H12ZM16 89H18V88H16ZM62 89V88H61ZM63 89H64V87H63ZM72 89V88H71ZM70 89V90H71ZM83 89V88H82ZM106 89V90H107ZM65 90V89H64ZM67 90V89H66ZM64 91L65 93L62 95V96H60V97H58V98H56V97H53L54 98V104L55 103H57V105H58V103L59 102H57V99L58 100H60L61 101V103L63 104V103H66V99L67 98H69V96H71V98H76L78 95H81L82 94V92H81V90L80 89H72L71 90V93L68 91ZM95 90V91H94ZM93 91L94 92H96V89H94ZM238 90V89H237ZM85 91V90H84ZM86 91H88V90H86ZM92 91V90H91ZM39 91H37L36 89L35 90H32L31 92L29 91V96H34V95H36L37 93H38ZM67 92V93H66ZM11 93V92H10ZM89 93V92H88ZM93 93V92H92ZM97 93V92H96ZM52 94V93H51ZM83 94H85V93H83ZM18 95V94H17ZM22 96H24L23 95V93L21 94ZM21 95H19L18 97H15L16 98V101L17 102H15V103H12V101H9V102H2L1 103V100H0V110H3V109H5V108H7L6 110H10L11 111V106L13 105H15V104H17L19 101H20V99L22 98L21 97ZM58 95V94H57ZM59 95H60V93H59ZM85 95H88L87 93L85 94ZM90 95V94H89ZM93 95H94V93H93ZM99 95V94H98ZM13 96V95H12ZM28 96V95H27ZM39 96V95H38ZM95 96V95H94ZM43 97V96H42ZM82 97H84V96H82ZM87 98H88V96H86ZM82 98V99H87V98ZM14 98V99H15ZM37 98V97H36ZM81 98V97H80ZM91 98V97H90ZM138 98V97H137ZM5 100L6 99H8V98H4ZM82 99H79L78 101H76V103L77 102H82L81 100ZM221 99V98H220ZM22 100H23V98H22ZM27 100V99H26ZM32 100H34V99H32ZM32 100H30V101H32ZM68 100H70V98L68 99ZM68 100H67V102H68ZM75 100H77V99H75ZM88 100V99H87ZM88 100V101H89ZM112 100V101H111ZM2 101H4L3 99H2ZM53 101H52V103H53ZM56 101V102H55ZM74 101V100H73ZM86 101V100H85ZM136 101V100H135ZM23 102V101H22ZM21 102V103H22ZM25 102V101H24ZM23 102V103H24ZM39 102V101H38ZM44 102V101H43ZM46 103H47V101H45ZM188 102V101H187ZM211 102V101H210ZM51 103V102H50ZM50 103H48V105H50ZM209 103V102H208ZM216 103V102H215ZM9 107V105H11L10 106V109H8V107L6 106V105ZM19 105H21L20 103H18ZM24 104H26V102L24 103ZM69 104V103H68ZM207 104V103H206ZM214 104V103H213ZM3 105H5L6 107L5 108H3V109H1L2 108V106ZM19 105H17L18 106V108H19ZM23 105V104H22ZM35 105V104H34ZM33 105V106H34ZM56 105V106H57ZM61 105V104H60ZM65 105H67V104H64V107H65ZM71 104H69V106H70ZM107 105V106H108ZM127 105H129V104H127ZM209 105V104H208ZM253 105H256V104H254L253 103ZM253 105L252 104H250V105H248V107H247V110L248 111H250L249 109H251L252 110V108L251 107H253ZM16 106V107H17ZM31 106V105H30ZM29 106V107H30ZM59 106V105H58ZM62 106V105H61ZM60 106V107H61ZM106 106V107H107ZM113 106V105H112ZM198 106V105H197ZM197 106H196V108H197ZM256 106H258V105H256ZM4 107V106H3ZM36 107V106H35ZM38 107V106H37ZM46 107H50V106H47L46 104H44V105H41V109H42V111L46 108ZM55 107V106H54ZM60 107H58V108H60ZM110 107V106H109ZM108 107V108H109ZM126 107V106H125ZM188 107V106H187ZM14 108H15V106H14ZM27 108V107H26ZM26 108H25V110L24 109H20L19 111H22V114L20 115V114H18V115H15V114H13V113H15V112H13V111H11V112H9L8 113V115H10V116H4V117H2V118H4V119H2L1 117V119H0V132H3V136L2 135H0V150L1 149H3L4 151L6 150V147L8 146L9 147V145L11 146V144L13 143V142H15L16 141V143L17 142H19L20 140V136H21V134H22V132L25 130V129H18L19 131H14V130H12V129H14V128H12V126H10V125H12V119H13V121L15 120L16 121V119L18 120V119H20V118H23L24 116H25V113L26 112H24L23 113V111H26ZM53 108V107H52ZM104 108V107H103ZM113 108H115V107H113ZM112 108V109H113ZM118 108H120V107H118ZM207 108H208V106H207ZM12 109H13V107H12ZM16 109V108H15ZM29 108H27V110H28ZM31 109V108H30ZM51 109V108H50ZM56 109V108H55ZM101 109V108H100ZM105 109V108H104ZM103 109V110H104ZM110 109V108H109ZM123 109V108H122ZM189 109H191V108H189ZM233 109V108H232ZM6 110H4L5 112H6ZM14 110V109H13ZM49 110V109H48ZM61 110V109H60ZM107 110V109H106ZM111 110V109H110ZM109 110V111H110ZM15 111V110H14ZM19 111H17L18 113H19ZM46 111H47V109H46ZM52 111V110H51ZM56 111L54 110V112L56 113ZM92 111V112H91ZM99 111H101V110H98V112ZM174 111V110H173ZM172 111V112H173ZM194 111H198V110H194ZM193 111V112H194ZM230 111V110H229ZM17 112H16V114H17ZM28 112V111H27ZM84 112V113H85ZM115 112V111H114ZM184 112H185V110H184ZM190 112H191V110H190ZM236 112H237V110H236ZM0 113V114H1ZM33 113V112H32ZM34 113H37L36 112V109H35V111H34ZM45 113V112H44ZM100 113V112H99ZM98 113V114H99ZM186 113V112H185ZM232 113V114H231ZM37 114H39V113H37ZM49 114V113H48ZM95 114H97L96 112H95ZM101 114V113H100ZM114 114V113H113ZM116 114V113H115ZM167 114V113H166ZM168 114H169V112H168ZM182 114V113H181ZM180 114V115H181ZM190 114V113H189ZM188 114V115H189ZM231 114V115H230ZM233 111H230L228 114H226V115H229L228 116V118H226V117H224L223 118V113H221V115L219 116V117H217L216 119H215V121H217V122H223V120L222 119H225V120H228V122H230L229 120H231L234 116H233ZM7 115V114H6ZM42 115V114H41ZM47 115V114H46ZM45 115V116H46ZM56 115H57V113H56ZM82 115V114H81ZM86 115V114H85ZM174 115V114H173ZM179 115V114H178ZM193 115H194V113H193ZM204 115V114H203ZM20 116V117H19ZM22 116V117H21ZM28 116H29V112H28ZM48 116V115H47ZM50 116V115H49ZM53 116V115H52ZM87 116V115H86ZM102 116V115H101ZM185 116V115H184ZM25 117H27V116H25ZM25 117H24V119H25ZM88 117V116H87ZM94 117H97L96 115L94 116ZM94 117L92 116V117H90V119H91V121H93L94 120ZM164 117V116H163ZM171 117V116H170ZM176 117V116H175ZM174 117V118H175ZM187 117V116H186ZM192 117V116H191ZM8 118V119H7ZM32 118V117H31ZM106 118V117H105ZM195 118V117H194ZM203 117H201L200 119H202ZM24 119H22V120H24ZM27 119V118H26ZM25 119V120H26ZM28 119H30V118H28ZM41 119V118H40ZM39 119V121H41ZM55 119H56V116H55V118L53 119L52 117H49V118H47L46 117V119H44L41 123H42V125H46V126H50V125H52V123L54 124V122H57V121H55ZM71 119V120H70ZM85 119H87V118H85ZM172 119V118H171ZM177 119H179L178 118V116H177ZM182 119V118H181ZM180 119V120H181ZM184 119V118H183ZM182 119V120H183ZM21 120V121H22ZM61 120V121H60ZM68 121L67 123H65V121ZM70 120V121H69ZM190 120H193V119H189L187 122V124H181V125H179V126H177L178 128L179 127H183L184 128V126L185 125H187L186 126V129H180V130H184L185 131V133H190V131L193 129V131H194V128H191V130H188L189 128H187V127H190V125H192L193 127H194V122H193V124L191 123V121ZM196 120V119H195ZM259 120V119H258ZM73 121V120H72ZM78 121V120H77ZM87 121V120H86ZM197 121V123H198V121L199 120H196ZM214 121V122H215ZM18 122L19 123H21L19 120H18ZM18 122L16 123L17 125H19L18 124ZM57 122V123H58ZM166 122V121H165ZM175 122V121H174ZM177 122V121H176ZM184 122V121H183ZM208 122H209V120H208ZM208 122L206 123V125L208 124ZM238 122V121H237ZM22 123H24L23 121H22ZM56 123V128H59V130H60V127H57V125L59 124H57ZM74 123V122H73ZM104 123V122H103ZM145 123V122H144ZM160 123V122H159ZM168 123H170V122H168ZM191 123V124H190ZM196 123V124H197ZM219 123V124H220ZM231 123V125H233V124H236L235 122H233V121H231L230 122ZM233 123V124H232ZM36 124V123H35ZM61 124V123H60ZM150 124V123H149ZM172 124H173V122H172ZM190 124V125H189ZM195 124V125H196ZM200 124V123H199ZM198 124V125H199ZM216 124H218V123H216ZM229 124V123H228ZM241 124V123H240ZM245 124V123H244ZM17 125H15V126H17ZM55 125V124H54ZM70 125H71V123H70ZM157 125V124H156ZM162 125V124H161ZM167 125V124H166ZM184 125V126H183ZM205 125V124H204ZM203 125V126H204ZM223 125V124H222ZM20 126H21V124H20ZM53 126V125H52ZM51 126V127H52ZM58 126H62V124L61 125H58ZM73 126V125H72ZM85 126V125H84ZM140 126V125H139ZM154 126V125H153ZM197 126V125H196ZM196 126H195V128H196ZM201 126V125H200ZM225 126H226V128H228V129H230V126H228L227 127V125L225 124ZM2 127H4V128H2ZM21 127H23V126H21ZM33 127H35V125L33 126ZM54 127V126H53ZM52 127V128H53ZM76 127H77V125H76ZM75 126H73V128L72 129H74V131L77 129ZM80 127V126H79ZM78 127V128H79ZM152 127V126H151ZM199 127V126H198ZM197 127V128H198ZM219 127V126H218ZM221 127V126H220ZM224 127V126H223ZM238 127H240V126H238ZM246 127V126H245ZM18 128H20V127H18ZM37 127H35L34 129H36ZM43 128V127H42ZM51 128V129H52ZM55 128V127H54ZM55 128V129H56ZM63 128V127H62ZM70 129L69 127H67L66 126V128L64 127V129ZM175 128V127H174ZM202 128V127H201ZM201 128H199V129H201ZM207 128H208V125H207ZM222 128V127H221ZM231 128H233V127H231ZM263 128V127H262ZM33 129V128H32ZM32 129H30V130H32ZM50 129V130H51ZM55 129H54V131H55ZM68 129H67V134H68ZM88 129V128H87ZM93 129V128H92ZM152 129V128H151ZM171 130H173L172 128H170ZM169 129V130H170ZM176 129V128H175ZM174 129V130H175ZM209 129V128H208ZM213 129V128H212ZM228 129H227V131H228ZM239 129V128H238ZM16 130V129H15ZM22 130V131H21ZM30 130L28 131L29 133H31V132H33V131H31L30 132ZM53 130V129H52ZM62 130V129H61ZM60 130V131H61ZM79 130V129H78ZM138 130V129H137ZM169 130H166L167 131V134L171 131H169ZM173 130V131H174ZM195 130H197V129H195ZM216 129H214V131H215ZM226 130V129H225ZM57 132H55V133H58V130H56ZM66 131V130H65ZM71 131V130H70ZM70 131H69V133H70ZM112 131V130H111ZM140 131V130H139ZM150 131V130H149ZM152 131V130H151ZM155 131V130H154ZM179 131V130H178ZM183 131V132H184ZM188 131V132H187ZM193 131H191V132H193ZM198 131V130H197ZM196 131V132H197ZM200 131V130H199ZM198 131V132H199ZM227 131H226V133H227ZM230 131V130H229ZM254 131H255V129H254ZM261 131V130H260ZM259 131V133H260V135H261V132ZM36 132V131H35ZM38 132V131H37ZM64 131H62L61 133H63ZM113 132V131H112ZM177 132V130H175V134H177L176 133ZM180 132V131H179ZM179 132H178V134H179ZM197 132V133H198ZM205 132V131H204ZM207 132V131H206ZM213 132V131H212ZM217 133H219L218 131H216ZM65 133V132H64ZM75 133H76V131H75ZM78 133V132H77ZM77 133L75 134L76 136H77ZM132 133V132H131ZM143 133V132H142ZM181 133V135H179V136H175V134L174 133H172V137L171 136H169V135H164V133H162V135H164V136H160V137H164V138H160L158 135H156V137L158 138V139H154L155 138V136H154V138H152L153 140H152V147H154V148H156L157 147V149H162L165 153L166 152H172L174 149H176V148H174L176 145L175 144H177L178 143V141L177 140H179V145H181V142L182 141H184V143H185V145H186V142H188L189 143V138H188V136H186L184 133L182 134V132H180ZM194 133H195V131H194ZM200 133V132H199ZM197 134V135H195V134H193V133H190V137H191V134H193V135H195V136H193V137H195V138H202V136L204 135V133L203 132H201L200 134ZM215 133V132H214ZM232 133H234V132H232ZM246 133V132H245ZM257 133V132H256ZM24 135H27V134H25V133H23ZM35 134V133H34ZM48 134V133H47ZM50 134H52V132L50 133ZM60 134V133H59ZM71 135L70 136H72L74 133L73 132H71L70 133ZM86 134V133H85ZM129 134V133H128ZM173 134H174V138H173ZM202 134V136H200ZM258 134V133H257ZM262 134H263V136H264V130H262ZM20 135V136H19ZM31 134H29V136H30ZM32 135H33V133H32ZM49 135V134H48ZM52 135H54V134H52ZM57 134H55V136H56ZM74 135V136H75ZM115 135V134H114ZM146 135V134H145ZM144 135V136H145ZM160 135V134H159ZM170 135H171V133H170ZM215 136H216V134H214ZM230 135V134H229ZM239 135V134H238ZM255 135V134H254ZM19 136V137H18ZM23 136V135H22ZM22 136H21V138H22ZM35 136V135H34ZM54 136V137H55ZM93 136V135H92ZM116 136V135H115ZM118 136V135H117ZM149 136V135H148ZM206 136H208L207 134H206ZM213 136V135H212ZM219 136H221V135H219ZM234 135H232L231 137H229L228 139H226L227 141L226 142H224V143H213V144H211L210 146H204V149H206L207 147V150H205V151H208V153H205V154H202V153H200V154H196V151H195V154L192 152V154L190 155H188V156H186V157H184L183 155H181V156H183V158L180 156V154L178 153V152H176V150H180V149H176L174 152H173V154L175 153H178L179 155V157H181V158H176V159H173L171 162H169V164H167L166 165V169L164 168L163 170L165 171V174H167V175H164L165 177L166 176H168L167 177V179L169 178V181L171 180H173V183H179V180L178 179H180V180H182V182L183 183H185L184 181H185V179H186V176H187V180H189L190 178H192V177H194V178H196V176H192V177H189V179H188V175H189V171L190 170H201V172L203 171V169H205V172H206V170L207 169H210V168H213V169H217V168H221V167H225L226 166V164L228 163V161H227V163L226 164H224V161H226V160H224L225 159V157H224V155L226 154H230L231 156H232V158H233V160L234 159H236V158H238V157H240L241 155H242V152H244V150H247L248 152L249 151H251L252 152V149H253V144H255V143H253L254 142V139H251V136L250 135H245V134H243V135H239V136H237V137H233ZM259 136V135H258ZM257 136V137H258ZM18 137V138H17ZM24 137V136H23ZM27 138H28V136H26ZM48 137V136H47ZM64 137V136H63ZM65 137H67V139L69 138L68 136H66V133H65ZM65 137H64V139H65ZM214 137V136H213ZM255 137H256V135H255ZM71 138V137H70ZM73 138V137H72ZM76 139H77V137H75ZM114 138V137H113ZM126 138V137H125ZM129 138V137H128ZM160 138V139H159ZM173 138V139H172ZM208 138V137H207ZM206 138V139H207ZM209 138H210V136H209ZM212 138V137H211ZM210 138V139H211ZM220 138V137H219ZM17 139H18V141H17ZM26 139V138H25ZM48 139H50L49 137H48ZM52 139V138H51ZM50 139V140H51ZM57 139H58V136H57ZM56 139V140H57ZM63 139V138H62ZM78 139H81V138H78ZM77 139V140H78ZM84 138L82 137V142L83 141H85V140H83ZM95 139V138H94ZM107 139V138H106ZM130 139V138H129ZM146 139V138H145ZM148 139V138H147ZM164 139L166 140L165 142H163L164 141ZM203 139H205V138H202V141H203ZM206 139H205V141H206ZM217 139V138H216ZM257 139V138H256ZM255 139V140H256ZM260 139V138H259ZM54 141V143L55 142H57V141ZM58 140H60V139H58ZM66 140V139H65ZM64 140V141H65ZM77 140H74L73 139V141H77ZM135 140V139H134ZM190 140H194L195 141V139L193 138V139H191L190 138ZM199 139H197V141H198ZM208 140V139H207ZM32 141V140H31ZM62 141V140H61ZM63 141V142H64ZM70 141H72V140H70ZM194 141H192L193 143L192 144H194ZM196 141V143H199V142H197ZM201 141V140H200ZM221 141V140H220ZM47 142V141H46ZM49 142V141H48ZM60 142V141H59ZM67 143H69V141H66ZM79 142H81V141H79ZM82 142H81V145H82ZM90 142V141H89ZM92 142V141H91ZM133 142V141H132ZM191 142V141H190ZM210 142V141H209ZM51 143V142H50ZM52 143H53V141H52ZM65 143V142H64ZM62 144L61 146H66V145H68V144ZM73 143H77V142H73ZM72 143V144H73ZM85 144L86 143H88V142H84ZM83 143V144H84ZM114 143V142H113ZM187 143V145H189ZM201 143V142H200ZM15 144V143H14ZM27 144H28V142H27ZM55 144H57V143H55ZM75 144L73 145V146H75ZM93 144V143H92ZM260 144H262L261 142H260ZM1 145H4V146H1ZM30 145H32L31 144V142H30ZM50 145V144H49ZM48 145V146H49ZM54 145V144H53ZM52 145V146H53ZM97 145V144H96ZM183 145V144H182ZM191 145V144H190ZM195 145V144H194ZM196 145H198V144H196ZM195 145V146H196ZM200 145V144H199ZM263 145V144H262ZM28 146V145H27ZM68 146H70V143H69V145ZM76 146H79V145H76ZM85 146V145H84ZM90 146V145H89ZM130 146V145H129ZM132 146H134V145H132ZM16 147V146H15ZM18 147V146H17ZM19 147L21 148V146L19 145ZM56 147H58V146H56ZM81 147V146H80ZM79 147V148H80ZM88 147V146H87ZM91 147V146H90ZM90 147H88V148H90ZM142 147H143V145H142ZM142 147H141V149H142ZM177 147V146H176ZM181 147H183V146H181ZM190 147V146H189ZM188 147V148H189ZM257 147V146H256ZM260 147V146H259ZM14 148V147H13ZM63 148H65V147H61V149L62 150H64ZM75 148H77V149H79L78 147H75ZM83 148V147H82ZM85 148V147H84ZM87 148V149H88ZM104 148V147H103ZM129 148H131V147H129ZM185 148V147H184ZM183 148V149H184ZM195 148V147H194ZM255 148V147H254ZM15 149H18V148H15ZM54 149V148H53ZM56 149H60V146H59V148H56ZM60 149V150H61ZM71 149H72V146H71ZM73 149H74V147H73ZM73 149H72V151H73ZM137 149H139V148H137ZM164 149H166V150H164ZM191 149V148H190ZM200 149V148H199ZM210 149V150H209ZM9 150V149H8ZM7 150V151H8ZM14 150V149H13ZM23 150V149H22ZM76 150V149H75ZM84 150H86V149H84ZM91 150H93V149H88V152H90ZM95 151H96V149H94ZM131 150V149H130ZM134 150V149H133ZM132 150V151H133ZM152 150V149H151ZM150 150V151H151ZM156 150V149H155ZM189 150V149H188ZM203 150V149H202ZM254 150V149H253ZM6 151V152H7ZM30 151V150H29ZM49 151V150H48ZM50 151H51V149H50ZM56 151V150H55ZM72 151L70 152V153H72ZM76 151H78V150H76ZM94 151V152H95ZM161 151V150H160ZM190 151V150H189ZM192 151V150H191ZM200 151V150H199ZM204 151V150H203ZM202 151V152H203ZM255 151H256V149H255ZM6 152H4L5 154H7L8 152H9V154L12 152L11 151V149L6 153ZM20 152H21V150H20ZM25 152V151H24ZM51 152H53V151H51ZM57 152V155H58V150L56 151ZM55 152V153H56ZM61 152V151H60ZM81 152L83 153V149L81 150ZM87 152V151H86ZM86 152H84L85 154H86ZM94 152H93V154H94ZM97 152H99V151H97ZM109 152V151H108ZM130 152V151H129ZM137 152H139L138 150H137ZM142 152V151H141ZM183 153H188L187 152V150H183L182 151ZM201 152V151H200ZM248 152H245L246 154H248ZM69 152H68V154H70ZM75 153V152H74ZM80 153V152H79ZM81 153V154H82ZM82 154L81 156H79L78 154V156H79V158L81 159L82 157H85L86 155L85 154ZM101 153V152H100ZM146 153V152H145ZM152 153V152H151ZM157 153V152H156ZM197 153H198V151H197ZM250 153V152H249ZM5 154H3L4 155V157L6 156ZM13 153H11V155H12ZM20 154V153H19ZM49 154L50 153H48V155H47V157L49 156ZM51 154H54V152L53 153H51ZM63 154V153H62ZM67 154V153H66ZM89 154H91V153H88L87 154V156L89 155ZM97 154V153H96ZM149 154V153H148ZM154 154V153H153ZM159 154H160V152H159ZM164 154V153H163ZM182 154V153H181ZM223 154V155H222ZM251 154V153H250ZM254 154V153H253ZM18 155V154H17ZM22 155V154H21ZM21 155H19L20 157H22L23 155H25L24 153H23V155L21 156ZM55 155V154H54ZM55 156V157H58V156ZM61 155V154H60ZM64 155H65V153H64ZM63 155V156H64ZM76 155V154H75ZM76 155V156H77ZM139 155V154H138ZM137 155V156H138ZM161 155V154H160ZM165 155H167V154H165ZM10 155H8L7 157H9ZM36 156V155H35ZM44 156V155H43ZM71 156H73V155H71ZM76 156H74V158H77ZM92 156H94V155H92ZM91 155L89 156V157H87V158H90V157H92ZM142 156V155H141ZM140 156V157H141ZM145 156V155H144ZM158 156V155H157ZM178 156H175V157H178ZM195 158H194V157ZM244 156V155H243ZM255 156V155H254ZM7 157H5V159L7 158ZM11 157V156H10ZM17 157V156H16ZM51 157V156H50ZM53 157V156H52ZM96 157V156H95ZM139 157V156H138ZM149 157V156H148ZM148 157H145V158H148ZM152 157H154V155L152 156ZM161 157V156H160ZM167 157V156H166ZM245 157V156H244ZM31 157H29V159H30ZM60 158V157H59ZM72 158V157H71ZM74 158L73 159H71V160H74ZM87 158H84V160L85 159H87ZM100 158V157H99ZM132 158V157H131ZM137 158V157H136ZM144 158V159H145ZM156 158V157H155ZM163 158V157H162ZM161 158V159H162ZM196 159V163L195 162H193V160L192 161H189L188 159ZM8 159V158H7ZM6 159V160H7ZM16 159V158H15ZM20 159V158H19ZM29 159L27 160L28 161V164H29ZM32 159H33V157H32ZM51 159V158H50ZM52 159H54V158H52ZM52 159H51V161H52ZM57 159V158H56ZM61 159V158H60ZM64 159H67L68 161H69V159L68 158H64ZM63 159V160H64ZM97 159H98V157H97ZM141 159V158H140ZM181 159H183V160H181ZM251 159H253V157L251 158ZM3 160V159H2ZM11 160V159H10ZM10 160H9V164L11 163L10 162ZM24 160V159H23ZM71 160H70V164L73 162H71ZM76 160V159H75ZM75 160H74V162H75ZM79 160V159H78ZM83 160V159H82ZM81 160V161H82ZM91 161V160H96V159H93V157H92V159L90 158V159H88L87 160V162L88 161ZM100 160V159H99ZM130 160V159H129ZM139 160V159H138ZM160 160V159H159ZM171 160V159H170ZM186 160V161H185ZM241 160V159H240ZM243 160V159H242ZM1 161V160H0ZM61 161V160H60ZM80 161V162H81ZM112 161V160H111ZM128 161V160H127ZM150 161V160H149ZM191 162V164L193 165V166H191V164L189 163V162ZM195 161V160H194ZM232 161V160H231ZM3 162V161H2ZM4 162H5V160H4ZM7 162H8V160H7ZM6 162V163H7ZM24 163H26L25 162V160L23 161ZM35 162V161H34ZM74 162L72 163V164H74ZM77 163H78V161H76ZM75 162V163H76ZM85 162H86V160H85ZM98 161H96V163H97ZM120 162H123V161H120ZM129 162H131V160L129 161ZM151 162V161H150ZM193 162V163H192ZM229 162H230V160H229ZM247 162V161H246ZM251 162V161H250ZM17 163V162H16ZM18 163H21V161L20 162H18ZM17 163V166L19 165ZM66 164L65 165H67L66 167H67V169H68V166L70 165L68 162H65ZM69 165H68V164ZM77 163H76V165H75V167L77 166ZM82 163H84V161L82 162ZM88 163H90V162H88ZM99 163V162H98ZM105 163V162H104ZM111 163V162H110ZM116 163V162H115ZM126 163V162H125ZM241 163H242V161H241ZM3 164V163H2ZM22 164V163H21ZM28 164H25V167L27 168V166H28ZM45 163L43 162V165H44ZM58 164H59V161H58ZM62 164H64V162L62 163ZM107 164H109L108 162H107ZM106 164V165H107ZM133 164V163H132ZM141 164V163H140ZM150 164V163H149ZM194 164H195V166H196V164L198 165L199 164V166H200V169H198L197 168V166H196V168L194 169L193 167H194ZM230 164V163H229ZM247 164V163H246ZM249 164V163H248ZM257 164V163H256ZM252 165V166H250V165H247V166H244L243 167V170L245 171V179H244V184L243 185H245V186H248L249 187V189H250V187H254V186H256L257 185V183H259L260 184V182L259 181H263L264 182V171H262L263 169H264V165L263 166H258L259 168H257V165ZM3 165H8V163L7 164H3ZM11 165V164H10ZM23 165V164H22ZM27 165V166H26ZM29 165H32V161H31V164H29ZM39 165H41V164H39ZM46 165V164H45ZM52 165V164H51ZM60 165V164H59ZM81 165V164H80ZM84 165V164H83ZM93 165H95V164H93ZM92 164H91V169L92 168H94V167H97V166H100V163L97 165V166H93ZM139 165V164H138ZM143 165V164H142ZM236 165V164H235ZM259 165V164H258ZM9 166V165H8ZM36 166H38V165H36ZM61 166V165H60ZM102 166V165H101ZM134 166V165H133ZM237 166V165H236ZM256 166V167H255ZM4 167V166H3ZM2 167V168H3ZM11 167H13L12 165H11ZM31 167V166H30ZM29 167V168H30ZM33 167V166H32ZM39 167V166H38ZM43 167V166H42ZM46 167V166H45ZM55 167H56V164H55ZM55 167H54V169H55ZM63 167H64V165H63ZM74 167V166H73ZM72 167V168H73ZM79 167V166H78ZM86 167H88V166H86ZM86 167H84L83 169H86ZM107 167V166H106ZM111 167V166H110ZM144 167V166H143ZM227 167V166H226ZM263 169H262V168ZM24 168V165H23V167L22 168H19V169H23ZM25 168V169H26ZM29 168H27V169H29ZM47 168H49V167H47ZM69 168H71V167H69ZM82 168V167H81ZM88 168H90V167H88ZM99 168V167H98ZM97 168V169H98ZM122 168H124V167H122ZM160 168V167H159ZM202 168V169H201ZM240 168V167H239ZM9 169V170H8ZM18 169V168H17ZM31 169V168H30ZM42 169V168H41ZM44 169V170H43ZM42 170L45 172V170H49V169H45V168H43ZM56 169H58V168H56ZM62 170H63V168H61ZM65 170V173L67 174V170H66V168H64ZM75 169H77V168H75ZM137 169V168H136ZM142 169V168H141ZM241 169V168H240ZM262 171H260V170ZM3 170H7V171H3ZM3 172L1 171V169H0V179H1V181H4L5 179V181H7V180H10V179H12L13 178V176L14 175H11L10 173L11 172H9V171H11L10 170V166L6 169H4L3 168ZM24 170V169H23ZM23 170H21V171H23ZM39 170V169H38ZM78 170L79 169H77V171L75 170V173L76 172H78ZM87 170V169H86ZM92 170H94V169H92ZM100 170V169H99ZM127 170V169H126ZM131 170V169H130ZM161 170H162V168H161ZM239 170V169H238ZM25 171V170H24ZM23 171V172H24ZM27 171H30V170H27ZM42 171V172H43ZM59 171H61V170H59ZM71 171V170H70ZM136 171V170H135ZM132 172V173H127L126 175V177L125 178H123L125 181H127V179H128V181H127V183L128 182H132L133 180L132 179H134V178H137V175H138V177L140 176L138 173L139 172H141V174H142V170H137L136 172H137V174H136V172ZM139 171V172H138ZM156 171L157 170H155V173H156ZM19 172H20V170H19ZM50 172V171H49ZM57 172V171H56ZM80 172V171H79ZM117 172V171H116ZM194 172V171H193ZM193 172H192V174L191 175H193ZM196 172V171H195ZM195 172H194V174H195ZM207 172H209V171H207ZM214 172V171H213ZM215 172H216V170H215ZM241 172V171H240ZM12 173H14L13 172V170H12ZM25 173V172H24ZM32 173H34V172H32ZM64 173V172H63ZM71 173V172H70ZM118 173V172H117ZM146 173V172H145ZM153 173V172H152ZM161 173V172H160ZM197 173H200V172H198L197 171ZM203 173V172H202ZM210 173V172H209ZM31 174V173H30ZM40 174V173H39ZM46 174H47V172H46ZM49 174H51V173H49ZM56 173L54 172V175H55ZM147 174V173H146ZM162 174V173H161ZM164 174V173H163ZM208 174V173H207ZM216 174V173H215ZM31 175H33L34 176V178L36 177V179H34V180H36L37 182H38V177L37 176H35V174H31ZM30 175V176H31ZM61 174L59 173V176H60ZM63 175V174H62ZM65 175V174H64ZM70 175H73L74 176V174H70ZM125 175V174H124ZM144 175V174H143ZM143 175H141V176H143ZM157 175V174H156ZM197 175V174H196ZM210 175V174H209ZM214 175V174H213ZM240 175V174H239ZM15 180H16V178H18L17 177V174H15ZM33 176H32V179H33ZM42 176V175H41ZM44 176H45V174H44ZM48 175H46V177H47ZM51 176V175H50ZM50 176H48V177H50ZM68 177H71V176H69V175H67ZM89 176H91V175H89ZM116 176V175H115ZM120 176V175H119ZM136 176V177H135ZM144 176H146V175H144ZM163 176V177H164ZM184 176H185V178H184ZM198 176V175H197ZM200 176V175H199ZM205 176V175H204ZM26 177V176H25ZM25 177H23L24 179H26ZM27 177H29V175L27 176ZM45 177V179H47ZM55 177H57V181H58V179H60V177L58 178V176H55ZM92 177V176H91ZM207 177V176H206ZM212 177H214V176H212ZM219 177V176H218ZM231 177H232V175H231ZM234 177V176H233ZM20 178V177H19ZM22 178V179H23ZM38 178V179H37ZM64 178V176L63 177H61V179H63ZM77 178V177H76ZM184 179V181H183V179ZM193 178V179H194ZM198 178V177H197ZM196 178V179H197ZM201 178V177H200ZM237 178V177H236ZM238 178H240V177H238ZM21 179V178H20ZM29 179L30 180H32L31 179V177H29ZM41 179V178H40ZM43 179V178H42ZM53 180H55V178H52ZM66 178H64L63 180H65ZM122 179V178H121ZM139 179L141 180V178L139 177ZM138 178H137V180H139ZM151 179V178H150ZM149 179V180H150ZM162 179V178H161ZM208 179V178H207ZM209 179H210V177H209ZM13 180V179H12ZM18 180V179H17ZM49 181H50V179H48ZM118 180V179H117ZM135 180V179H134ZM139 180V181H140ZM206 180V179H205ZM19 181V180H18ZM56 180L55 181H50V183L51 182H57ZM67 181V180H66ZM136 181V180H135ZM143 181V180H142ZM145 182H146V180H144ZM193 181V180H192ZM194 181H195V179H194ZM245 181H246V183H245ZM13 182H14V180H13ZM17 182V181H16ZM25 182V181H24ZM40 182H42V181H40ZM39 182V183H40ZM58 182H60V181H58ZM138 182V181H137ZM188 182V181H187ZM207 182V181H206ZM209 182H210V180H209ZM240 182V181H239ZM5 183V182H4ZM8 184H9V187H10V183L9 182H7ZM21 182H19L18 183V185L20 184ZM50 183H49V186H50ZM136 183V182H135ZM156 183V182H155ZM181 183V182H180ZM179 183V184H180ZM199 183V182H198ZM233 182H231V180H229L227 177H224V178H217V179H215L214 181L212 180V182L210 183V188L209 189H211V188H213V189H211V190H213L216 194H217V192L216 191H219L218 192V194L220 195V193H222L224 190H227V192L226 193H223V194H225V195H228V194H231V193H233V191H234V189L235 188H237V187H235L234 188V184H232ZM241 183V182H240ZM262 183V182H261ZM6 184V183H5ZM17 183H14L13 185H15V187L14 188H17L16 186H18V185H16ZM33 184V183H32ZM37 184V183H36ZM74 184V183H73ZM121 184H123V183H121ZM125 184V183H124ZM129 184V183H128ZM139 184H140V182H139ZM152 184H153V182H152ZM188 184V183H187ZM194 184H195V182H194ZM200 184H203V183H200ZM208 182H207V186H208ZM23 185V184H22ZM44 185L45 184H43V187H44ZM46 185H48V184H46ZM45 185V186H46ZM115 185H117V184H115ZM135 185V184H134ZM175 186L177 185V184H174ZM192 185H193V183H192ZM239 185V184H238ZM7 186V185H6ZM20 186V185H19ZM32 186V185H31ZM31 186H29L28 188L29 189H31L30 187ZM35 185L33 184V189L35 188L34 187ZM38 186V185H37ZM36 186V187H37ZM40 186H41V183H40ZM40 186H39V189H40ZM56 186H57V184H56ZM103 186H106V185H103ZM102 186V187H103ZM110 186V185H109ZM119 186V185H118ZM116 187V188H118V189H120V186L119 187ZM133 186V185H132ZM166 186V185H165ZM168 186V185H167ZM174 186V187H175ZM196 186H199V185H196ZM264 186V185H263ZM4 187V186H3ZM8 187V186H7ZM6 187V188H7ZM52 187V186H51ZM54 187V186H53ZM97 187V186H96ZM100 187V189H102L103 190V188H101V186H99ZM99 187H97V188H99ZM108 187V186H107ZM111 187V186H110ZM115 187V186H114ZM114 187H111V188H113L112 189V192L114 191ZM129 187V186H128ZM136 187V186H135ZM170 187V186H169ZM189 187V186H188ZM1 188V187H0ZM19 188V187H18ZM21 188V187H20ZM23 188V187H22ZM26 188V187H25ZM161 188V187H160ZM182 188V187H181ZM185 188V187H184ZM184 188H182V189H184ZM192 189H190V190H187V192H185V193H182V194H184V195H182V196H179L180 198V200L178 199V201L177 200H174V202L176 201L177 202V205H175V204H173L174 202H171L170 201V203H172V204H170V208H171V211L173 210V212L174 213H178V212H180V210H181V213L180 214H182V209H184L185 208V210H187L188 208H190V206H188V207H186L188 204H190L191 203V205L192 204H200V203H198V202H200V201H202V199L204 198V197H206V196H204V194H202L203 192H204V190H203V188L201 189V187L199 188V187H191ZM245 188V187H244ZM9 189V188H8ZM13 189V188H12ZM42 189H44V188H42ZM48 189H49V187H48ZM52 189V188H51ZM92 189H93V187H92ZM95 189V188H94ZM131 189V188H130ZM181 189V190H182ZM187 189V188H186ZM248 189V188H247ZM10 190V189H9ZM25 190H27V189H25ZM47 190V189H46ZM108 190H109V188H108ZM107 190V191H108ZM116 190V189H115ZM121 190H123V189H120V191ZM155 190V189H154ZM163 190V189H162ZM181 190H179V192L181 191ZM203 190V191H202ZM216 190V191H215ZM254 190V189H253ZM0 191H2V188H1V190ZM12 191V190H11ZM39 191V190H38ZM45 191V190H44ZM89 191H91V189L89 190ZM89 191H86V193L88 192V194H89ZM93 191H95L96 193H98L97 195H101V194H104V190H103V193H101V194H99V192L101 191V190H99V192H98V190L96 191V189L95 190H93ZM110 191V190H109ZM169 191V190H168ZM237 191V190H236ZM241 191V190H240ZM256 191V190H255ZM261 190H259L258 192H260ZM3 192V191H2ZM2 192H1V194H2ZM10 192V191H9ZM24 192V191H23ZM22 192V193H23ZM36 192V191H35ZM34 192V193H35ZM102 192V191H101ZM116 192H118V190L117 191H115L114 192V195H117L116 194ZM124 192V191H123ZM159 192V191H158ZM157 192V193H158ZM213 192V193H214ZM247 192H249V191H246V193ZM251 192V191H250ZM262 192V191H261ZM13 193V192H12ZM91 193V192H90ZM93 193V192H92ZM109 193V196L110 195H112V193L111 192H108ZM111 193V194H110ZM236 193V192H235ZM240 193V192H239ZM245 193V192H244ZM245 193V194H246ZM252 193V192H251ZM254 193V192H253ZM257 193V192H256ZM11 194V193H10ZM24 194H26V193H24ZM74 194V193H73ZM83 194H85V192L83 193ZM88 194H87V196H88ZM119 194V193H118ZM142 194V193H141ZM215 194V195H216ZM222 194V195H223ZM237 194V193H236ZM240 194H242V193H240ZM12 195V194H11ZM78 195H80L79 193H78ZM82 195V194H81ZM92 195V197L94 196V195H96V194H91ZM90 195V196H91ZM108 195V194H107ZM125 195V194H124ZM140 195V194H139ZM238 195V194H237ZM0 196H2V195H0ZM23 196V195H22ZM28 196V195H27ZM30 196V195H29ZM83 196V195H82ZM138 196V195H137ZM156 196V195H155ZM173 196H175L174 194H173ZM230 196V195H229ZM241 196V195H240ZM245 196V195H244ZM69 197H71V196H69ZM221 197V196H220ZM227 197V196H226ZM225 197V198H226ZM234 197V196H233ZM248 197V196H247ZM3 198H4V196H3ZM11 198V197H10ZM13 198H14V195H13ZM79 199H81L80 197H78ZM124 198V197H123ZM128 198V197H127ZM178 198V197H177ZM5 199V198H4ZM78 199V200H79ZM84 199H86V194H85V198ZM88 199H89V196H88ZM95 199H96V197H95ZM220 199V198H219ZM233 199H235V198H233ZM240 199H242V198H240ZM264 199V198H263ZM260 200L259 201V203H258V207H260V209H261V211H264V200ZM75 200H77V198L75 199ZM78 200L76 201L77 203H78V206H79V203L80 202H78ZM82 200V199H81ZM97 200V199H96ZM129 200H130V198H129ZM170 200V199H169ZM238 200V199H237ZM247 200V199H246ZM5 201V200H4ZM3 201V202H4ZM93 201H95V200H93ZM124 201H125V199H124ZM124 201H123V203H124ZM149 201V200H148ZM160 200H158V203H161V202H159ZM231 201V200H230ZM233 201V200H232ZM69 202H71V203H73L74 202V200H73V202L72 201H69ZM121 202V201H120ZM126 202H127V199H126ZM147 202V201H146ZM54 203V202H53ZM68 203V202H67ZM83 203V202H82ZM89 202H87V204H88ZM97 203V202H96ZM118 204H119V202H117ZM129 203V202H128ZM152 203V200H150L149 201V203L146 205V206H148V205H150ZM158 203H156V198L154 199L153 198V203H152V205H150V207H149V209H150V212L152 213V215H155V214H157V212H156V210L158 211V209H157V206H158V208H160V206L158 205ZM50 204V203H49ZM64 204H66V203H64ZM116 204V203H115ZM115 204H113L112 206L113 207H115ZM244 205H245V203H243ZM62 205V204H61ZM71 206L73 205V204H70ZM92 205V204H91ZM93 205H94V203H93ZM126 205V204H125ZM161 205V204H160ZM48 207H50L49 205H47ZM55 206V205H54ZM57 206H60L59 204L57 205ZM57 206H55V208L57 209ZM68 206H69V203H68ZM83 206H85V205H83ZM87 206V205H86ZM128 206H131V205H129L128 204ZM238 206V205H237ZM241 206V205H240ZM240 206H238V207H240ZM251 207H252V205H250ZM52 207V206H51ZM66 207V206H65ZM74 207H75V205H74ZM74 207H72V208H74ZM81 208H82V206H80ZM108 207H109V205H108ZM111 207V206H110ZM120 207V206H119ZM124 207V206H123ZM127 207V206H126ZM144 207V206H143ZM182 207V209H180V210H177L178 208H181ZM254 207V206H253ZM54 208V209H55ZM71 208V207H70ZM247 208V207H246ZM55 209V210H56ZM69 209V208H68ZM75 209H77V208H75ZM100 209L102 210L103 209V207H100ZM99 209V210H100ZM107 209V208H106ZM112 209V208H111ZM110 209V210H111ZM114 209H116V208H114ZM117 209H118V205H117ZM120 209H122V207L120 208ZM119 209V210H120ZM191 209V208H190ZM263 209V210H262ZM44 210V209H43ZM48 211H49V209H47ZM60 210V209H59ZM58 210V211H59ZM78 210V209H77ZM94 210V209H93ZM123 210V209H122ZM256 211H257V209H255ZM254 210V211H255ZM51 211V210H50ZM57 211V210H56ZM66 211V210H65ZM70 211V210H69ZM103 211V210H102ZM101 211V212H102ZM117 211V210H116ZM124 211H125V209H124ZM244 210H242V211H239V212H237V213H235V214H233L231 217H228V219L225 221V223H227L228 225V227L230 226V227H236L238 224H240V225H242V224H244L245 223V217L247 216V214L245 213V212H243ZM251 211H252V209H251ZM72 212H74V211H72ZM115 212V211H114ZM137 212H143L142 210H137ZM172 212V213H173ZM70 212H68V214H69ZM75 213V212H74ZM111 213H112V211H111ZM125 213V212H124ZM245 213V214H244ZM257 213V212H256ZM61 214V213H60ZM67 214V215H68ZM76 214H77V212H76ZM82 214H84V213H82ZM94 214V213H93ZM103 214H105V213H103ZM106 214H109V213H106ZM198 214V213H197ZM232 214V213H231ZM258 214V213H257ZM59 215V214H58ZM97 215V214H96ZM121 215H122V213H121ZM125 215V214H124ZM150 215V214H149ZM161 215V214H160ZM159 215V213L155 216V217H152V219H151V222L146 226L147 228H149V226H151V225H153L154 227H155V230H156V232H157V230H158V232H157V234H155V238L156 239H154V241H153V244L152 243H150V245L152 244V246H150V245H148V246H150V247H146L145 246V248H148V250H144V251H142V252H138V254H135L134 252H129V253H125L126 255L124 256V255H122L123 253H119V255H114V257H111V255L108 257V259L106 260V264H163V263H166V264H169V262L170 261H172V260H177L178 259V257H179V259H181L182 258V256L184 255V250H183V248L182 247H178V248H173V249H170V250H167L166 252H164V251H159L158 250V248L160 247V245L162 244L161 243V239H163V237L166 239V241H167V245H169V244H171V245H179V246H182L181 244H177V242H178V240H177V238L172 234V235H170V232H165V233H162V232H160L159 231V227H160V224H162V225H165V226H167L166 225V220H168V219H164L163 217H161ZM163 215V214H162ZM167 215V214H166ZM199 215V214H198ZM259 215V214H258ZM50 216V215H49ZM54 216V215H53ZM70 216V215H69ZM74 216V215H73ZM77 216V215H76ZM88 217L87 218H89V214L87 215ZM101 217H102V215H100ZM100 216H98V217H100ZM104 216V215H103ZM118 216V215H117ZM117 216H116V218H117ZM163 216H165V215H163ZM196 216V215H195ZM257 216V215H256ZM55 217V216H54ZM58 217V216H57ZM64 217V216H63ZM78 217H80V216H78ZM77 217V218H78ZM83 217H85L84 215H83ZM119 217H120V214H119ZM124 217V216H123ZM122 217V218H123ZM181 217V216H180ZM184 217V216H183ZM190 217V216H189ZM198 217V219L200 220L201 219V217L199 218V216H197ZM203 217V216H202ZM255 217V216H254ZM258 217H260V216H258ZM73 218V217H72ZM75 218V217H74ZM82 218V217H81ZM93 218V217H92ZM126 218V217H125ZM128 218H129V216H128ZM166 218H167V216H166ZM59 219V218H58ZM119 219V218H118ZM185 219V218H184ZM193 219V218H192ZM198 219H196V217H195V219L194 220H192L193 221V223H197L198 222ZM203 219V218H202ZM201 219V220H202ZM257 219V218H256ZM261 219V218H260ZM259 219V220H260ZM57 220V219H56ZM79 220V219H78ZM85 220V219H84ZM93 220V219H92ZM112 220V219H111ZM111 220H109V221H111ZM113 220H115V222L117 221L116 219H113ZM123 220V219H122ZM121 220V222L123 223V221ZM126 220H127V218H126ZM125 220V221H126ZM191 220V219H190ZM54 221V220H53ZM70 221H72V220H70ZM85 221H87V220H85ZM91 221V220H90ZM94 221V220H93ZM124 221V222H125ZM130 221V220H129ZM129 221H126L127 223H129ZM132 221V220H131ZM131 221H130V223H131ZM257 221H258V219H257ZM60 222V221H59ZM62 222V221H61ZM80 222V221H79ZM87 222H89V221H87ZM135 222V221H134ZM140 222V221H139ZM223 222V221H222ZM254 222V221H253ZM8 223V222H7ZM15 223V222H14ZM46 223V222H45ZM71 223V222H70ZM69 223V225H71ZM74 223H76V222H73V224ZM84 223V225H85V223L86 222H81V224H83ZM92 223V222H91ZM90 223V225H92ZM118 223V222H117ZM130 223L128 224L130 227H133V226H131V225H133V224H131L130 225ZM133 223V222H132ZM143 223H145L144 221H143ZM167 223H168V221H167ZM190 223H191V221H190ZM192 223V224H193ZM255 223V222H254ZM10 224V223H9ZM26 224V223H25ZM28 224V223H27ZM43 224V223H42ZM41 224V225H42ZM72 224V225H73ZM77 224V223H76ZM116 224V223H115ZM120 224V223H119ZM138 224H141V223H138ZM12 225H14V224H12ZM61 226V224H58V226ZM71 225V226H72ZM83 225V226H84ZM94 225V224H93ZM95 225H98L99 226V224H95ZM104 225V224H103ZM103 225H100V226H103ZM126 226H128L127 224H125ZM124 225V226H125ZM135 225H136V223H135ZM200 225H201V223H200ZM252 225V224H251ZM258 225V224H257ZM7 226V225H6ZM6 226H2V227H6ZM19 226V225H18ZM70 226V227H71ZM112 226V225H111ZM123 226V227H124ZM140 226V225H139ZM187 226V225H186ZM203 226V225H202ZM15 227V226H14ZM56 227V226H55ZM64 227H65V225H64ZM70 227H68L67 228V226H66V228L69 230V228ZM75 227V226H74ZM86 227H89V226H86ZM85 227V228H86ZM105 227H107V229L106 230H108V226L107 225H105ZM113 227H115L114 225H113ZM203 227H205V225L203 226ZM202 227V228H203ZM225 227H226V224H225ZM246 227V226H245ZM1 228V227H0ZM11 226H7V230H9V231H11ZM17 227H15V229H16ZM39 228V227H38ZM37 228V229H38ZM73 228V227H72ZM71 228V229H72ZM80 228V227H79ZM82 228V227H81ZM92 228V227H91ZM97 228V227H96ZM104 228V227H103ZM102 228V229H103ZM109 228H110V226H109ZM116 228H118L119 230H122L123 232H124V228H122V229H120V227H117L116 226ZM116 228H115V230H116ZM140 228H141V226H140ZM139 228V229H140ZM144 228V227H143ZM151 228V227H150ZM247 228V227H246ZM259 228V227H258ZM62 229V228H61ZM60 229V230H61ZM75 229V228H74ZM76 229H78V227H76ZM100 229V228H99ZM98 229V230H99ZM111 230H112V228H110ZM109 229V230H110ZM117 229V230H118ZM126 229V228H125ZM137 229V228H136ZM245 229V228H244ZM248 229V228H247ZM14 230V229H13ZM39 230V229H38ZM68 230H66V231H68ZM105 230V231H106ZM110 230V231H111ZM115 230H113V231H115ZM133 230H135V229H133ZM145 230V229H144ZM143 230V231H144ZM235 230V229H234ZM246 230V229H245ZM53 231V230H52ZM51 231V232H52ZM56 231V230H55ZM70 231V230H69ZM83 231V230H82ZM104 231V232H105ZM112 231V232H113ZM131 230H129V231H127V232H130ZM153 231V235H154V230H152ZM151 231V232H152ZM236 231H237V229H236ZM244 231V230H243ZM249 231H250V228H249ZM249 231H244V232H249ZM33 232V231H32ZM38 232V231H37ZM51 232H49V233H51ZM57 232V231H56ZM60 232H62V231H60ZM72 232H73V230H72ZM103 232V233H104ZM133 232V231H132ZM149 232V231H148ZM217 231H214V233H212L210 236H207V237H204V229H202V231H200L199 233H197V234H199L201 237H200V239L199 240H197L198 242L199 241H201V242H204V243H206V240L208 241L209 239H211V238H213L214 239V241L213 242H211V241H208V242H210V244L208 243V244H206V246L205 245H203L204 247L203 248H201V252L202 253H205V257L207 258V257H211V256H213V255H216V254H218V253H220L221 251H225L226 249H231V248H234L235 249V251L234 252H236V250H238L237 251V254H234V255H236L239 259L241 258H243L242 256V254H244V256H253V255H255V254H258L257 255V257H259L257 260V264H264V260L261 262L260 261V258L262 259V257H263V255L261 254V253H263L264 254V235L262 234V238L260 237V238H257L256 237V235H255V238H253L252 240H254L253 241V244H250V245H252V246H250L248 243L247 244H245L244 242H241L240 241V237H244V236H246L247 237V239H248V237H249V235H251V234H249V233H247L248 235H244V232H242L241 231V233L244 235H239V236H236L237 238L235 239V240H233V238H231V240L230 239H226L225 241L224 240H222L221 239V241H217V240H215L217 237H216V235L218 234V233H216ZM250 232H252V230L250 231ZM42 233V232H41ZM40 233V235H38V236H36L35 238H31L30 237V240H25V238L24 239H22V241H23V243H24V246H26V244L27 245H33V243H36L37 242V244H38V242L40 241L41 243H42V239H43V235ZM45 233V232H44ZM68 234H69V232H67ZM77 233H79V231L77 232ZM96 233H97V231H96ZM96 233H94V234H96ZM103 233H101L100 235H102ZM106 233V232H105ZM104 233V234H105ZM114 233H118V232H114ZM113 233V234H114ZM120 233H121V231H120ZM215 233H216V235H215ZM238 233H240V232H238ZM252 233H254V232H252ZM263 233V232H262ZM19 234V233H18ZM30 234V233H29ZM39 234V233H38ZM48 234V233H47ZM52 234V233H51ZM57 234L59 235V234H61V233H58L57 232ZM57 234H55V235H57ZM63 234H65V233H63ZM70 234H72V233H70ZM70 234H69V237H70ZM88 233H86V235H87ZM92 234V233H91ZM110 234H112V233H110ZM112 234V235H113ZM115 234V235H116ZM138 234H140V235H138V237L139 236H141V233H138ZM148 234V233H147ZM163 236H161V235ZM246 234V233H245ZM255 234V233H254ZM261 234V233H260ZM24 235V234H23ZM54 235V234H53ZM62 235V234H61ZM60 235V237H62ZM74 235H76V231H75V233H74ZM85 235V236H86ZM99 235V233L97 234V236H100ZM128 235H129V233H128ZM148 235H150V232H149V234ZM160 235V236H159ZM49 236V235H48ZM73 236V235H72ZM90 236V235H89ZM95 235H93V237H94ZM118 236V235H117ZM123 236V235H122ZM218 236V235H217ZM254 236V235H253ZM24 237V236H23ZM56 237V236H55ZM59 237V236H58ZM67 237H68V235H67ZM80 237V236H79ZM87 237H88V235H87ZM96 237V236H95ZM101 238H103L102 236H100ZM135 237V236H134ZM151 237V236H150ZM154 237V236H153ZM153 237H152V240H153ZM216 237V238H215ZM220 237V236H219ZM44 238H45V236H44ZM49 239H50V237H48ZM51 238H54V236L53 237H51ZM57 238V237H56ZM66 238V237H65ZM76 238H78V237H76ZM90 238V237H89ZM98 238V237H97ZM97 238L95 239V240H97ZM111 238V237H110ZM127 238V237H126ZM137 238V237H136ZM136 238H133L134 239V242L136 243L137 241H138V239H137V241H135V239ZM142 238V237H141ZM250 239H251V237H249ZM61 239H63V237L61 238ZM83 239V238H82ZM85 239V238H84ZM88 239V238H87ZM87 239H86V241H87ZM92 239V238H91ZM89 240L88 239V241H92L93 242V239L92 240ZM117 239V238H116ZM116 239H114V242H115V240ZM124 239H125V236H123V238H121L120 237V239H119V241H118V244H116V245H122L123 243H124ZM133 239H131L132 241H133ZM244 239V238H243ZM246 238H245V242H246V240H247ZM11 240V243H13L12 242V239H11V237L7 240V242H9ZM25 240V241H24ZM58 240V239H57ZM78 240H81V237L78 239ZM94 240V241H95ZM127 240V239H126ZM126 240H125V243H128V242H126ZM164 240V239H163ZM252 240L250 241V242H252ZM18 241H20L19 239H18ZM75 241V240H74ZM76 241H77V239H76ZM83 241V240H82ZM85 241V242H86ZM86 242V243H90V242ZM98 241V240H97ZM108 241V240H107ZM116 241V242H117ZM128 241H129V238H128ZM131 241V243L132 244H135L134 242H132ZM149 241H151L150 239H149ZM197 241H196V243H197ZM236 241V242H235ZM242 241H244V240H242ZM72 242V241H71ZM140 242V241H139ZM201 242H199V243H201ZM249 242V243H250ZM10 243V242H9ZM79 243H80V241H79ZM84 243V241L82 242V244ZM94 243H96V241L94 242ZM129 243H130V241H129ZM147 243V242H146ZM198 243V244H199ZM37 244H35V245H37ZM40 244V243H39ZM50 243L48 242V245H49ZM69 244H71L70 243V241H68V243L66 242L65 244H63L65 247H62L61 246V248L62 249H65L66 248V246L67 247H69ZM73 244H74V242L72 243V248H73ZM76 244H77V242H76ZM92 244V243H91ZM98 244V243H97ZM137 244H139L138 242H137ZM137 244L135 245V246H137ZM145 244V243H144ZM149 244V243H148ZM75 245V244H74ZM80 245V244H79ZM85 245H87V244H84V246ZM113 245V244H112ZM129 245V244H128ZM128 245H126L125 246V248L128 246ZM200 245V244H199ZM38 246H40V245H38ZM42 246V245H41ZM55 246V245H54ZM54 246H52L53 248H54ZM83 246V245H82ZM124 246V245H123ZM133 246V245H132ZM56 247V246H55ZM58 247V246H57ZM56 247V248H57ZM70 247H71V245H70ZM77 247H78V249H79V246L77 245ZM105 247H106V245H105ZM118 247V246H117ZM121 247V246H120ZM144 247V246H143ZM199 247V246H198ZM11 248H13V247H11ZM42 248H44V247H42ZM48 248V247H47ZM50 248V247H49ZM60 248V249H61ZM76 248V247H75ZM81 248V247H80ZM84 248V247H83ZM90 248V247H89ZM108 248H109V246H108ZM125 248H123V249H125ZM129 248H131V246L129 247ZM142 248V247H141ZM46 249V248H45ZM44 249V250H45ZM59 248H57V250H58ZM67 249V248H66ZM70 249V248H69ZM69 249H67L66 251H68ZM74 249V248H73ZM73 249H71V251L73 250ZM77 249V248H76ZM87 249V248H86ZM95 249V248H94ZM112 249V248H111ZM117 249V248H116ZM126 249H128V248H126ZM125 249V250H126ZM144 249V248H143ZM49 250V249H48ZM53 250V249H52ZM81 250V249H80ZM88 250H90V249H88ZM113 250H115V248L113 249ZM113 250H112V252H113ZM130 250V249H129ZM153 250L157 253V252H164V253H161V254H159V255H156L153 259H146V256L149 254V253H151V252H153ZM157 250V251H156ZM197 250H199V249H197ZM233 250V249H232ZM40 251H42V249L40 248ZM50 252H51V250H49ZM56 250H53L52 251V253L54 254V255H56V252H55ZM62 251V250H61ZM66 251H64V252H66ZM70 251V250H69ZM68 251V252H69ZM86 251V250H85ZM109 251H110V249H109ZM120 251H122V250H120ZM119 251V252H120ZM132 251V250H131ZM200 251V250H199ZM231 251V250H230ZM45 253H46V251H44ZM50 252H48L49 253V255H50ZM59 252V251H58ZM64 252L63 253H61V255L62 254H64ZM73 252V251H72ZM71 252V253H72ZM84 252V251H83ZM92 252V251H91ZM102 252H103V250H102ZM111 252V251H110ZM109 252V253H110ZM111 252V253H112ZM233 252V253H234ZM42 253V252H41ZM51 253V255L53 256V254ZM59 253V254H60ZM74 253V252H73ZM101 252H99L98 254H100ZM105 253V252H104ZM103 253V254H104ZM107 253V252H106ZM105 253V254H106ZM110 253V254H111ZM260 253V254H259ZM68 254V253H67ZM76 254V253H75ZM77 254H78V252H77ZM91 254V253H90ZM97 254V253H96ZM114 254V253H113ZM116 254V253H115ZM153 254V253H152ZM43 255H44V253H42L39 257H38V259L39 260H44V258H43ZM50 255V256H51ZM57 255H58V253H57ZM56 255V256H57ZM66 255V253L64 254V256ZM69 255H70V252H69ZM92 255V254H91ZM94 255V254H93ZM92 255V256H93ZM121 255V256H120ZM35 256V255H34ZM37 256V255H36ZM45 256V255H44ZM49 256V257H50ZM52 256H51V258H52ZM78 256V255H77ZM90 256V255H89ZM99 257H97L98 259L97 260H99V259H101V257H100V255H98ZM108 256V255H107ZM106 256V257H107ZM153 256V255H152ZM236 256H234L235 258H236ZM240 256V257H239ZM47 257V256H46ZM58 257V256H57ZM71 257V256H70ZM73 257V256H72ZM111 257V258H110ZM231 257V256H230ZM233 257V256H232ZM234 257L233 258H230V259H234ZM42 258V259H41ZM68 259V260H64V259ZM78 258V257H77ZM85 258H88V257H85ZM92 258V257H91ZM94 258H96V257H94ZM93 258V259H94ZM228 258V257H227ZM227 258H226V260H227ZM238 258H236V260L238 259ZM245 258V257H244ZM253 258H254V256H253ZM256 258V257H255ZM32 259H36V257L35 258H32ZM48 259V258H47ZM50 259V258H49ZM54 259V258H53ZM62 259V258H61ZM63 260H64V262L65 261H68L67 263L69 264V263H71L72 261H74L75 262V260H76V258H73V259H69L68 257H65ZM82 259V258H81ZM143 259V261H140V260H142ZM202 259H204V257L202 258ZM202 259H200V260H202ZM77 260H79L80 261V259H77ZM84 260V258L82 259V261ZM97 260H94L95 262L97 261ZM103 260V259H102ZM101 260V261H102ZM235 260V259H234ZM3 261V260H2ZM46 261V260H45ZM62 261V260H61ZM87 261V260H86ZM85 261V262H86ZM89 261V260H88ZM93 261V262H94ZM147 261V262H146ZM223 261V260H222ZM225 261V260H224ZM223 261V262H224ZM59 262V261H58ZM62 263V262H60L59 264H67V263ZM78 262V261H77ZM90 262V261H89ZM138 262H140V263H138ZM219 262V261H218ZM228 262V264H231V261L229 260V261H227ZM235 262V261H234ZM238 262V261H237ZM21 263V262H20ZM80 263V262H79ZM220 263H221V261H220ZM12 264V263H11ZM71 264H74L73 262L71 263ZM84 264V263H83ZM105 264V263H104ZM236 264V263H235ZM250 264V263H249Z\"/></svg>",
  "mask_w": 264,
  "mask_h": 264
},
{
  "label": "water",
  "instance_id": "obj_3",
  "mask_svg": "<svg viewBox=\"0 0 264 264\" xmlns=\"http://www.w3.org/2000/svg\"><path fill=\"white\" fill-rule=\"evenodd\" d=\"M27 1L30 0H0V4L6 3L4 6L0 7V13L6 9H9L7 13L0 14L1 37L11 36L20 29L28 26H34L37 23L50 18L51 15L48 13L49 7L47 5L49 3H51L57 12L67 13L55 21L47 22L45 25L37 29L9 39L0 45V51L9 49L24 42L34 40L68 23L77 21L90 12L99 10L104 6L114 2H119L121 0H102L92 4L90 3L94 0H35V2L29 5L13 9L25 4ZM34 8L38 9L28 12Z\"/></svg>",
  "mask_w": 264,
  "mask_h": 264
}]
</instances>
